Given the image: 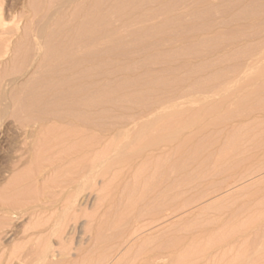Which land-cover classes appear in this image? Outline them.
Instances as JSON below:
<instances>
[{
    "label": "rangeland",
    "instance_id": "374dc122",
    "mask_svg": "<svg viewBox=\"0 0 264 264\" xmlns=\"http://www.w3.org/2000/svg\"><path fill=\"white\" fill-rule=\"evenodd\" d=\"M7 1L13 2L14 4L16 3L15 5H16V8L18 10V14L20 13L19 16L17 14L18 17H16V18H18V19L20 18L19 20H20V24L22 26L21 28L24 30H27V26H28L27 32L22 30V33L25 32L23 34H28L29 32L33 34L34 29H35V31L37 33H38V31L40 33H42V34H39V33L37 34L36 32L34 33V34H37L38 36L39 35L41 36L40 40L42 43L44 42L42 39L47 38V37H45L46 36L45 33H46L48 36V39H46V40H49L50 39L49 37H51L52 39H50V40H52V42L50 40L48 42H51L53 44L50 43L51 44L50 45V44H48L47 41L44 42L45 47L47 49L49 48L52 53L50 52L49 49L47 50L44 47V43H43L42 48H44L43 50L47 51L48 53L45 52V55H44V53L41 52L40 55H37V57H39V58H36V56H35L36 50L34 49L35 45L33 46V44H34L33 42L32 43L29 42V44H31L32 46L31 45H28V46L25 45L28 43H25L24 45H20L17 42V44H19L20 47L18 45L16 46V44H13L12 46L15 45L16 48H21L22 50H20V49L19 50L23 51V52L19 51V53H20V55L22 53L23 54L20 56V55H18L19 54L18 52L16 54V53H13L14 51L12 50L13 54H11L8 57L9 59L8 58L7 59L9 61L11 58L14 59L13 63H11V61H10L11 64L8 63L9 64V66H8L7 62H9V61H7V59L3 60L4 63H3V61L0 62V65H2V67L0 66V71L1 72L5 71L4 76H5V74L9 73L8 75H6L9 78V81H8L7 77L5 76V78H4V76H2L3 73L1 75V72H0V77L2 76L1 78L4 80L3 81L2 79H0V86H2L0 88H2L4 90V91L3 90L2 91L6 94L5 95L3 92H0V122H1L0 123V186H1L0 187V189H1L0 194L1 195L3 194V190L9 186L7 184L8 183L10 184L11 181L15 178V177L13 178V176H17L16 175L17 173L20 174V172H23V170L26 169V167H27L26 165L28 163L25 164L24 161L26 160V158H30L32 155H34V152H32V151H35L36 153H38L37 144H41V143L44 144L43 143L44 140L41 142H38L37 141V140H39L38 138L41 139V137L42 138L45 137L44 138V139H46L45 143L47 144L49 142L48 143L49 147H48V145H44V147H48L49 149L51 147H53V148H51L52 150L50 149V152L48 154L46 152V151H48V149L44 148V152H46V153L45 154L43 153V154L46 156H50V157L47 158L45 156L47 158V160L44 159V161H42L43 163H41V164H42V168H43V166L45 168V165H44L45 160L48 161L51 159V161L47 162L49 165L51 164V166L48 167V165H46V167H48L47 170L49 168L51 170L54 168L53 169L54 174L52 173L51 170H50L51 171L50 172L49 170L47 171L45 168V170H43L44 172H41V175L42 174L43 175L38 177L37 180L34 181L35 184H34V182H32L29 185V187L26 188V189H30V186H31L32 187L31 190H33L34 185L36 186V189H37V187H39V189H40V188L48 185L49 182L52 180V177L54 179H57L59 177V175H61L60 173L62 171H64L63 168H65V166H66V168H73L76 166V165L74 166V164L76 162H78V161L83 162L82 161V159H84L83 157H85L88 153L86 155L83 153L84 156H83V154L79 155V153L81 154V152H77L76 150H79L77 147H80L82 145H79L81 142L78 143V141L82 140V143H83L84 142L83 140H85L87 137L86 140L93 139V140H91V142L95 143V147L92 146L94 144L91 143L92 144L91 146L93 148L92 149L90 148V149L92 150L93 153L91 155V152H89L90 154H89V156L87 155V158L85 157L86 159L84 160V162H87L86 160L95 161L96 155L101 154L100 151H102L101 149L103 148V146H104V149H106V145H109V147H108V152H109L110 147L114 145L113 147H111V152L113 151L112 152L113 154L111 152L110 153L106 152L109 155L102 153V156L104 155V157H107V158H105V161L106 160L107 161L106 162L103 161L102 163L105 162L104 164H109L110 163L109 161H111L112 165L110 163L109 165H103L102 164V167L100 166L101 169L103 168V166H105V169L104 170L102 169L103 171H105L104 174L102 173L103 172L102 170H101L102 172H100V170L96 168L95 172L93 171V174L94 173L95 174L94 175L90 174L93 176H89V178H88L91 180L90 186L92 183L93 187H89L88 189H86L84 191V193L82 194V197H80V199L78 198L79 200H77L76 203L73 204V205H75V206H73V209H75V210L71 211V213L73 212V214L77 218L75 220L78 221V219H79V221L73 222L74 219L69 220L70 222H68V225H66V229L63 228L64 231L61 232L59 235H55V237H54V235L52 236L51 233L48 232L49 230L45 231L46 234H45V232H43L42 233L43 236L42 235L39 236V239L41 241L43 240L45 242V244L46 243L48 244L51 242L49 244V246L51 248L48 252V256H47L48 258L46 257V259H45L46 261H44V263L46 262V264H47V259H50V258L51 259L48 261L51 263H49V264H53L52 262H56V261L58 263V260H60L59 258H61L60 253H62V255L66 256V257H68V256H69V258L71 257V260H73V261L77 257L76 254H78V255L81 254L82 256H83V254H85V256H86V254L87 255L98 254L99 256H101L100 261L101 262L103 261V263H101L99 261V264L100 263L101 264H118V263H121L122 261L123 262L121 264H124V262L127 260L129 262H131V264L132 263L137 264L139 261L141 264V260H142V264H144L145 261L141 257L144 252H142L140 250L145 251V249H147L149 246L150 247L148 249L152 248V246L155 245V242H156V244L162 243V246H163L166 243H168L169 241H170L169 243H171V240L174 241L172 243H176V244L178 241L181 240L180 241V244H181V242L183 241L182 238L184 237V240H185V238L188 235L189 238L191 237L190 239L194 240L193 241L194 244L192 243V241L191 242L188 241V240H190L188 237H187L188 239L185 240L186 244L189 242L188 243L190 245L189 249L187 247L189 245L184 244V241H183V244L186 246L184 247L183 244L182 245L178 244L179 246H182V247H180V248L177 247V250L179 249L178 251L175 248L174 250L177 252L173 251L172 254L169 252L170 258L168 257L169 254L164 252L161 254L162 257L159 256L160 258L156 257V259L154 258V259H152V261H146V264H148L147 262H150L149 264H153L154 263L153 260H156V262H157V263L155 262L154 264H164L162 262H165V264H179V263L180 264H264V0H121V1L120 0H116V1L115 0H109V1L108 0H105V1L101 0V2H100V0H98L99 2H96L97 0L96 1L95 0H87L88 3L86 2V0H83L84 1L83 3L81 0H73V1L71 0V2H67L69 0H62V1L61 0H49V1L46 0L45 2H47L48 4H46L42 0L43 2L40 1V3L42 2L43 6L46 4V6H48V7L44 6L45 8L43 9V11L42 10L39 11V8L41 6H40V3L38 2L39 8H36L38 10H35V11L36 12L42 11L41 14L44 15V18L41 14H38L39 12L38 13L35 12L36 15H34V18L36 20L33 18V16L32 17L28 16L29 18L27 16H25V14L23 13V10L20 9V5H21V7H23L22 4L24 5L25 4L24 2H26L27 0L26 1L25 0H22V1L21 0H15V2H14V0H7ZM50 1L53 4L51 7L49 6V4L51 5ZM56 1L57 2L59 1L58 4H60V6L64 5V7H62V6L59 7V5L56 4L57 3ZM76 1H78V4ZM94 1H95V4L100 3L99 4L100 6L95 5ZM110 1H112V2L114 1V5H116L119 1L124 5L118 3V5H116V6H118L117 7L118 9L115 8V6H114V8H115V11H114V8H112L113 3L111 2L112 4L111 3L109 4ZM74 2H76V3H74ZM91 2L93 3V5ZM106 2H108V4H106ZM103 3H104V7H105V9H104L105 13H104V11H102L104 8ZM79 4H81V5H79ZM91 5L93 8L91 7ZM94 5L96 8L94 7ZM77 6H78V8H76ZM88 6H90L92 8V10L94 9L93 13H92L91 8H89ZM108 6H112L111 7L112 9H110V7H108ZM121 6H122V9H121ZM56 8H58V10ZM50 9L52 11H50ZM61 9H62V11H61ZM63 9L65 10V12L63 11ZM47 10H49V11H47ZM98 10H101V11L99 12ZM106 10H109V12L110 13L112 12L113 14L111 13L112 14L111 15L110 13L106 12ZM20 11H22V13ZM56 11H59V12H56ZM77 11L78 12L80 11L79 12L80 14H81V11L83 14L87 12L86 14H84L87 16V19L85 20V16L83 17L84 24H83V19H82L83 14L80 15ZM118 11H119V13H118ZM75 12H77L76 16H75ZM99 13H100V15H99ZM106 13L109 14V17H108V14H106ZM59 14H60V16H59ZM72 14H74V15H72ZM114 14L117 17H115ZM20 15H21V17L25 16L24 18H26L28 21H26V23H25L24 18L22 19L20 17ZM47 15H48V17H47ZM110 15H111V17H110ZM121 15L123 18L121 17ZM35 16H37V17H35ZM50 16H52V17H50ZM58 16H59V18H58ZM68 16H70L69 19H68ZM99 16L101 17L100 20H99V18H100ZM103 16L105 17V19ZM70 18H72V19H70ZM79 18H81L82 21ZM94 18L95 19L97 18L98 24H100L101 20L102 21L104 20L105 22L101 21L102 24H100L101 26H99ZM106 18H108V19H106ZM109 18H111V19L109 20ZM120 18H122V19L118 20ZM42 19L44 20L43 23H42ZM45 19H48V21ZM51 19H53V20H51ZM77 19H78V23L76 22ZM92 19H94V21ZM37 20H38V22H37ZM49 20H51V21H49ZM60 20H61L62 25H61V23L60 24L58 23V21L60 22ZM67 20H69V21L67 22ZM73 20H75V21H73ZM29 21H31V23H29ZM34 21H36L37 23ZM54 21H55V23H54ZM87 21H88V23H87ZM90 21L92 23H89ZM119 21H122V22L119 23ZM73 22L75 23V25ZM80 22H82V23H80ZM105 23H108V24H105ZM29 24H30V26H32L33 24H35V25H33L34 27L32 26V28H31V27H29ZM43 24H45V25L43 26ZM63 24H64V27H63ZM82 24H83V26L90 24L92 27H95L97 25L96 29L93 28L94 32L100 31L98 33L100 36H101L102 32L104 34L105 33L106 34H105V36H102L101 38L98 39L97 37H100V36L98 34H97L98 36L94 35L97 32L94 33L92 31L91 26H89V28L87 26V28H88V31H87V28H86V30L83 29L85 27H83ZM104 24H105V26H104ZM25 25H27V26L25 27ZM39 25L44 30L43 29L41 30V28H40V30H38L40 27ZM49 25H50L52 30L48 29V28H50ZM78 25H80V26H78ZM106 25H109V27H106ZM56 26L59 29L62 28L61 33H63V34L58 32L59 29H57ZM98 26L102 27V28H100L101 30L99 29ZM53 27L55 28L54 29L55 31H53ZM72 27H75V28H72ZM77 27H81V28H77ZM103 27H106V29H104ZM118 27H119V29H118ZM45 29H47V30H45ZM69 29L72 31H69ZM76 29H79V33H80V30H82L83 32L81 31V33L77 35V33H75V32L76 31L78 32V30H76ZM102 29H103V31H102ZM109 29H111V30H109ZM64 30H66V31H64ZM73 30H74V33L78 37L75 36V34L73 33ZM106 30H108V31H106ZM48 31H50V32H48ZM87 32H89V33H87ZM90 32L94 36H92V34ZM117 32H118V34H117ZM52 33H54V34H52ZM82 33H84V34L86 33L87 35L86 34L83 35ZM108 33H110L111 35ZM115 33H116V35H115ZM81 34H82V37H81ZM58 35L60 36V38ZM112 35H114V36H112ZM57 36H58V38H56ZM89 36L90 37L92 36V37L90 38ZM72 37H74V39L76 37V39H78V41L74 40ZM12 38L14 39V41L17 40V38L15 36ZM108 38L110 39V41ZM79 39H81V42ZM87 39H88V41H87ZM93 39H94V41H93ZM97 39L99 41V44H98ZM103 39L106 41V43H108V46L105 45V42L103 44H100V41H102ZM106 39H108V40H106ZM62 40H63V42H61ZM68 40H70L71 42L76 41L75 44L77 43L76 44L77 46H75L74 43H71ZM56 41H57V43H56ZM67 41L70 44H68ZM91 41H93L94 43L93 42L91 43ZM117 41H118V44L120 43L118 46H116L117 48L114 45H112V47H111V45H109L112 42H113L112 44L117 45ZM60 42L63 44H61ZM88 42H90V43H88ZM46 43L48 44V46ZM54 43L56 44V46ZM71 44H74V46L72 47ZM94 44H96V45H94ZM57 45H59L58 46V47H60L59 49H55L57 47ZM67 45H69V46H67ZM81 45H82V48H81ZM90 45L92 47H90V49H88L89 48L88 46H90ZM93 45L96 47H94ZM97 45H98V47H97ZM100 45H101V47H99ZM102 45H104V47ZM29 46L32 48H29ZM79 46L82 50L80 48H78ZM68 47H69V50H67ZM64 48L66 50H64ZM72 48L75 49L74 53L78 54V55H75L74 53L73 54L75 56L72 55L71 52L74 51V50L71 51ZM92 48H93V50H92ZM97 48L98 49L100 48V49L98 50ZM101 48H102V50H101ZM25 49H27L28 52H26ZM83 49H85V50H83ZM103 49H105L106 52H108V50H110V51L108 53L103 54ZM31 51L33 53H31ZM59 51H64V53L67 51L66 53H69V55L67 54V56L69 58L67 56H65L66 54L64 55V53H63V57H62L61 56L62 52L60 53ZM89 51H91L90 54L91 53L92 54L88 58H86V56L89 55ZM96 51L98 53H96ZM24 53H26V54H24ZM94 53L97 55L100 54L99 56H97V57H99V59H95L97 57L94 55ZM106 54H108V55H106ZM27 55H28V57H27ZM46 55H47V59L45 60ZM50 55H52V58H53V60H51V62H50V59H52V58ZM102 55L103 56L105 55V56L103 57ZM18 56H19V58L22 57L21 59L23 61L20 59V61H22V62H20L18 60L19 59V58H17ZM29 56H30V58H32V60L29 58ZM77 56H82V57H77ZM73 57L75 58L74 60L76 63L74 62ZM105 57H106V59H105ZM33 58H34V60H33ZM62 58L63 59L65 58L66 61H65V59L62 60ZM77 58H79V60H77ZM25 59H27V60H25ZM56 59L57 60L59 59L60 61H62L60 67L57 65V64H59V62L57 63ZM68 59H69V61H68ZM103 59H105V60H103ZM38 60L40 61L39 62L40 64L42 62L41 60H43V62H42L43 64L36 65V64H38L37 63ZM44 60L48 64H46L44 62ZM54 60H56V61H54ZM90 60H91V62H90ZM31 61L34 62L33 63L34 65L31 63ZM35 61H36V63H35ZM63 61H65V63H66V65H64V66H63V63H64ZM81 61L82 62L85 61L84 62L85 64L84 63L82 64ZM104 61L106 62L107 65L104 64L105 63ZM67 62L69 65L67 64ZM77 62L78 63L80 62L81 66H79V67H81V68L78 67L79 64H77ZM86 62L87 63L90 62V63L87 64ZM102 62H103V64H102ZM14 63H16L18 65H16V64L14 65ZM51 63H54L53 66H51ZM70 63H72V64H70ZM97 64L99 67L97 66ZM10 65H12V66H10ZM13 65L16 68L12 69V67H14ZM56 65H57V68L55 67ZM71 65H73V66H71ZM89 65L90 66L94 65V67L97 68L96 70H98L97 71L98 73L96 72V70L93 69L94 67H89ZM30 66H32V67H30ZM36 66H37V68H36ZM38 66H39V68H38ZM84 67H86V68H84ZM100 67H102L101 71L103 69V71H102L103 73L101 74L102 77L99 75V73H101ZM3 68H5V70ZM45 68H47V69L50 68L51 71L47 70ZM63 68H65V69H63ZM69 68H71V70ZM77 68L79 70H77ZM90 68L92 69V71ZM8 69H10L11 71ZM14 69H16V70H14ZM18 69H19V73L18 72L16 73V71H18ZM36 69H37V71H36ZM42 69H43V71H41ZM55 69H56V71H53ZM66 69L68 72H66ZM83 69H84V71H83ZM85 69H87L88 71L90 70L92 73L89 71L87 74V71ZM12 70H14L13 75H10V74H12L11 73ZM26 70H29V72L28 71L26 72ZM93 70H94V72H93ZM31 71H33V72H31ZM52 71H53V73H52ZM61 71H64L66 74L61 72ZM50 72H51V76H49ZM58 72H59V74H58ZM72 72H74L73 75H72ZM106 72H107V74H105ZM45 73L46 74L48 73L47 75L49 76V79H50V77L52 78L50 80L49 79L47 80L48 76H46L45 79L48 82H46L44 79ZM75 73L78 74L75 76L76 78L74 77ZM95 73L99 75L100 79H103V80L105 79V80L100 81L98 75H96ZM53 74L55 75V77ZM62 74H63V77L61 76ZM69 74H70V77L73 76L75 78L72 80L74 82L73 85L71 82H70L71 84L67 83L70 79L73 78V77L70 78ZM80 75H81V77H80ZM88 75H89V79L91 78L90 80L85 79L88 77ZM105 75H107V76H105ZM14 76H16V77H14ZM78 76H79V79H77ZM95 76H96V78L98 77L99 80L95 79ZM53 77L56 80H58L59 79L58 77H60L59 82L54 80ZM61 77L62 78L65 77V79H62ZM67 77H69V78H67ZM82 77H83V80L82 79L80 80V78H82ZM10 78H13V79L11 80ZM16 78L19 80H17ZM66 79H67V81H66ZM13 80H14V83L12 82ZM64 80L67 84H65L63 86V84L65 83ZM75 80H77L76 84H75V82H76ZM85 80L88 84L85 82ZM50 81H53L54 83L50 82ZM78 81H79V83H78ZM90 81L92 83H90ZM98 81L100 84H98ZM5 82H6V84H4ZM58 83H59V85H58ZM103 83H104L105 88L103 86ZM46 84L49 86H46ZM54 84H55L56 88L58 86V89H56L54 87ZM82 84H84V85H82ZM61 85H62L63 89H62ZM66 85H67V87H65ZM77 85L80 87L82 86L83 88H79L80 89L79 90ZM90 85L91 86L93 85L92 86L93 89H92V87H90ZM97 85L103 86V87L98 88ZM4 86L5 87L7 86V87L5 88ZM34 86L37 88L34 89L35 88ZM59 86H60V88H59ZM76 86H77V88H76ZM84 87H85V89H84ZM90 88H91V90H90ZM31 89H34V90L32 91ZM52 89L54 91H56V90L57 91L54 92ZM70 89H71V91H70ZM76 89H78L79 91L77 92ZM101 89H102V91H101ZM12 90L13 91L15 90L14 93ZM18 90L20 91V93ZM30 90H31V92H30ZM61 90H63V93H61L62 92ZM72 90L74 92H72ZM94 90H95V92H92ZM98 90H100V91H98ZM0 91H1V89H0ZM7 91H9V92L11 91L10 93H12V94H10L9 92H8L9 93L8 94ZM34 91H36L35 93H37V94H35ZM75 92H76V95H75ZM91 92L93 93L92 94L93 96L91 95V97L89 98L87 93H91ZM96 92H98V93L100 92L98 95L100 96V94H101L103 96V99H102L103 101L100 100L102 97L101 96L99 97L96 94ZM105 92H106V94H105ZM42 93H43V95H42ZM78 93H80V95ZM32 94H33V96H32ZM55 94H57V95L60 94V95H62V97L60 95H58V96L56 95L57 97H55ZM63 94H64L65 98H64ZM69 94L71 95V97ZM84 94H85V96H84ZM86 94H87V97H86ZM94 94H95V96L97 95L96 96L97 98L98 97L100 98V99H98V100H100V102L96 99ZM13 95L15 96V98H17L15 100L16 102L13 101L15 99ZM75 96H76V98H75ZM78 96H84L85 99H82L83 97H80L82 99L81 100V99L77 98ZM89 96H90V94H89ZM6 97L7 98L9 97L8 101L10 100L9 102H11V103H8ZM12 97H13V99H11ZM43 98H44V101H43ZM61 98L63 100H61ZM66 98L67 99L69 98V100L74 101V102H71V101L67 100ZM31 99H32V102H31ZM86 99H91V100L94 99L93 100L94 102L92 101L91 106L93 108H95V106L97 105L96 106L97 110L96 109L94 110L93 108L90 109V106L87 107L88 109L83 108V106H84L83 101H85ZM48 100L50 102H48ZM59 100H60V102H58ZM261 100H263V101H261ZM20 101H21V103H20ZM42 101L44 103H42ZM95 101H97V102H95ZM35 102H36V104H35ZM46 102L49 105H51L50 103H52V105L54 107L53 106L50 107ZM63 102L65 104L66 103H70V104H66L67 105L66 106ZM79 102H82V103H79ZM15 103H16V105H18V107L16 105H14ZM41 103L43 106L41 105ZM93 103L95 106L93 105ZM101 103H104V104H101ZM106 103H109V104H106ZM29 104H30V106H29ZM31 104H33V105H31ZM71 104H74L75 106L71 105ZM80 104H83V106H81ZM21 105H22V107L24 106L23 109L25 107H27L26 109H24L25 111H22L23 110V109H21L22 107L18 110L19 106H21ZM39 105H41V106H39ZM58 105H60V106L58 107ZM62 105H63V107H62ZM100 105H102L103 107ZM106 105H108V106H106ZM2 106H4L5 108ZM56 106H57V109H56ZM72 106L74 107L73 109H72ZM38 107H43V108L47 107V108L43 109V108H38ZM69 107H71V108H69ZM106 107H108V108H106ZM13 108H16L17 110L16 109L13 110ZM37 108L40 109L39 111H41V112H39V114H41L44 111L40 116L37 114L38 113ZM68 108H69V111L67 110ZM75 108H77V109H75ZM251 108H253V109H251ZM1 109H3L2 112H1ZM34 109L36 110V113L34 112L35 111ZM53 109H55V111ZM74 109L76 110V112ZM102 109L103 110L109 109V110H105L103 112ZM9 110L12 112H14L16 110V113L14 112L15 113L14 117H11V116H13V113L10 112ZM73 110H74V112H73ZM81 110H82V112H81ZM86 110H89V111H86ZM8 111H9V113H8ZM27 111L30 112V114ZM59 111L63 112L65 115H63V113L61 115L58 114V113H61ZM106 111H108V113H106ZM53 112H54V114H53ZM77 112H78V114H79V112H81L85 119L88 118L87 119L88 122L83 117H79ZM89 112L95 113V120H94V118L93 119L91 118L94 114L93 113L91 114ZM66 113H68V114H66ZM74 113L77 114L76 117L74 116L75 115ZM81 113H80V115H81ZM100 113L102 114V116ZM16 114L18 116H16ZM31 114H33L34 116H32ZM49 114H51V117L53 115L54 119H53V117L51 118ZM72 114H73V116H72ZM96 114H97V116H96ZM117 114H118V116H117ZM19 115H20V117H19ZM24 115H26V116H24ZM29 115H30V117H29L30 119L28 118ZM46 115H47V119H46ZM58 115H59V117H58ZM66 115H69V117H72L73 119L74 118H76V119L82 118V120L81 119L80 120L78 119L79 121L76 120L77 124H75L76 122L74 121L75 122L74 123L72 121L73 119L72 118L70 119ZM98 115H100V116H98ZM104 115L106 116V118H108V116H109V118L105 119ZM15 116L18 118V120L23 119L22 122H20L21 120L19 121L20 125H17L19 122L17 121V118ZM35 116L37 117L36 118L37 121L36 120L32 121L31 118H33ZM38 116L39 117L43 116L42 122H44V124L41 122V120H40L41 118L39 119L40 120V122H39ZM65 116L68 119H66ZM122 116L126 117L125 120L122 118ZM5 117H6V120H5ZM96 117H99V118L96 119ZM115 117H117L119 119H117ZM49 118L53 119V120L51 121V120H49ZM89 118H90V120H89ZM112 118H113L112 121L116 120L115 123L112 121H109ZM120 118H122V119H120ZM7 119H9V120H7ZM98 119L99 120L101 119V120L99 121ZM61 120H62V122H61ZM118 120H119V122H118ZM161 120H163L164 129H163V125L161 124L162 123ZM26 121L29 123H25ZM70 121H72V124L74 126L71 124ZM80 121L83 122V124L85 126H87V124L89 123L88 125L90 128L88 127V130H87V127L85 128L83 126V124L80 123ZM102 121H104V122L106 121L105 122L106 124ZM31 122H32V124H34V126L32 124L29 126V124ZM35 122H37V124ZM94 122H95V124H94ZM108 122H110L111 124H109ZM64 123L68 124V126L70 128L74 127L73 132H72V129L67 127V125H64ZM92 123H93V126H92ZM24 124H25V126H24ZM52 124H53V126H52ZM60 124H61V126L62 125L63 126L61 127ZM108 124H109L108 127H110V128L106 127V125H108ZM117 124L119 126H121L122 128L119 127ZM121 124H124V125H121ZM14 125L17 127L19 126L20 130H22L21 128H23L22 131L26 134L27 138L25 137L24 133L21 135V137L23 136L22 139H21V137H19L21 143L23 144L22 146H24V148L26 149V151H25L26 156L23 155V153L19 154L18 156H15V158L12 156L13 149H14L13 147L15 144H14V142H11L12 140H11V137H9V136H11V131L12 130L14 131V129L16 128ZM21 125H22V127H21ZM49 125L56 132L59 131L58 128L61 127L62 131L59 132L60 135L58 132L56 134L55 131L50 129ZM54 125L57 126L56 129H55ZM12 126L14 129L12 128ZM64 126L67 128V130ZM96 126L98 128H95ZM99 126H101V127H99ZM126 126H127V128H125ZM137 126L139 129L138 128L136 129ZM145 126H146V128H145ZM155 126L157 128L160 127L161 131L163 130V132H161L160 129H156ZM165 126H167V127H165ZM41 127L46 128L44 134H43L44 128L41 131ZM63 127L66 131L63 129ZM111 127H114V129H112ZM30 128H31V130H30ZM35 128H37V129H35ZM81 128H82V130H81ZM117 128H118V131H117ZM154 128H155V130H154ZM165 128H168L167 133L168 132L170 133V134L168 133L169 135L167 134L168 136H165V139H166V137L167 138L172 137L171 140H170V138L168 139L170 142H168L167 139H166V141L163 140V142L160 141V139H163L164 135L160 134L159 132L164 134L165 130H166ZM127 129H129V130L127 131ZM150 129L152 132H154V134L149 131ZM36 130H37V132H36ZM77 130H79V132H77ZM84 130L89 131V132L85 133ZM103 130H104V132H103ZM125 130L127 131V133L133 131V132L128 134V136L129 135L131 136L130 139L127 136V133ZM156 130H158V131H156ZM34 131H35V134H34ZM67 131L69 133L71 132L73 135H68L69 133ZM100 131L102 132V134ZM105 131H106V136L104 135ZM136 131H138V132H136ZM148 131H149L148 136H151V134H152L151 139L153 137V140L156 138H159V137H155L156 135H158V136L161 135L163 137H160V139H158L159 143H157L156 146L154 145L155 149L153 148V146H151V147L146 146V148L145 147L143 148L141 146L140 150L144 151L143 152L144 154H143V153H140L141 151L139 152V150L137 148L140 145H143L142 143L140 144L139 142H142V140H144V142H145V138H146V141L151 140V139H147L148 136H146V133ZM54 132H55V135H54ZM40 133H42L41 136H40ZM50 133H52V134H50ZM132 133H135V134H132ZM157 133H159V134H157ZM36 134H38L39 137ZM45 134H46V136H45ZM62 134H66V135L63 136ZM74 134H75V137H73ZM79 134H81L80 135L81 138H80ZM91 134L93 135V137L95 135V138H93V137L91 138ZM108 134H109V136H108ZM125 134H126V136H125ZM56 135H59V137L62 136L63 138L62 137H60V138L56 137ZM76 135H78V136L76 137ZM82 135H83V138H82ZM110 135L112 138L110 137ZM65 136H67V138H65ZM100 136H101V140H100ZM121 136L126 137V138L125 137L121 138L125 143L120 142V141H122L120 139ZM143 136H146V137L142 138ZM88 137H89V139H88ZM102 137L104 139H102ZM69 138L71 139V141L73 140L74 142L68 141L67 139H69ZM118 138L120 139L119 141H118ZM48 139H49V141L47 142ZM65 139L67 140V142H66L67 144L64 143L66 141ZM98 139H99V147L96 145V144H98V143H96V142H98V141H96ZM126 139L129 141H127ZM106 140H108V141H106ZM112 140H115V141H112ZM137 140H139V142H137ZM30 141H31V143H30ZM35 141H36V145L34 144L35 146H33V143H35ZM58 142H59V144L61 143L62 145L60 144V146H59ZM111 142H112V144H111ZM68 143L69 144L70 143L71 144L72 143L73 144L78 143V145L74 144L75 145L74 148H76V150H75L76 154L78 153L77 155L80 158L78 159V156L76 154L73 155L74 156L73 158L77 157L78 161L77 160L75 161V159H72V160H66V159L63 160L62 159L64 157V154L65 155L67 154L66 151H68L69 149L71 150V148H72V147H69ZM102 143L105 145H103ZM106 143H108V144H106ZM160 143H161V145H158ZM53 144L56 145L55 148H54ZM71 144H70V146H71ZM110 144H111V146H110ZM122 144H124V146ZM135 144L138 145V147ZM31 145L33 148L31 147ZM65 145H66L68 150L66 149V151H63V149H65ZM131 145H133V146H131ZM134 145L136 146V150H134L135 149ZM157 145H158V147H157ZM9 146H11L12 152L9 151L10 150ZM20 146H21V144H20ZM116 146H117L116 149H118L117 151L115 150ZM100 147H101V149H100ZM196 147L199 148V151ZM61 148H62V152H65V153L62 154V152H60ZM81 148L83 149V147H81ZM81 148L79 151L82 150ZM147 148H148V151L151 148H153V149H151L148 153ZM156 148H159V149H156ZM164 148H166V149L168 148L167 149L168 151ZM29 149H31V150H29ZM32 149H36V150H32ZM45 149H46V151H45ZM195 149H197V152ZM96 151H98V152H96ZM105 151L106 150H104L103 152H105ZM114 151H116V152H114ZM128 151H130V152H128ZM25 152H24V154H25ZM41 152H43V149ZM70 152H74V150L70 151ZM133 153L134 154L136 153L135 154L136 156H134ZM165 153L167 154V156ZM7 154L8 155L10 154V155L8 156ZM51 154H53V155L51 156ZM57 154L60 158L58 156L55 157V155H57ZM60 154H62V155L60 156ZM132 154H133V157L131 156ZM44 155H43V157H44ZM106 155H108V156H106ZM110 155H112V156H110ZM126 155H128V157ZM137 155H138V157H137ZM6 156H8V157H6ZM24 156H25V160H24ZM71 156H72V154H71ZM81 156H83V157H81ZM102 156L100 158H102ZM161 156L163 157V159L161 158ZM123 157H125L128 160H125V158H124V160H125L124 161ZM164 157L166 159H169V161L166 160ZM114 158H116V159H114ZM117 158H121V159H117ZM132 158H134V159H132ZM53 159H55L54 161H56V162H54ZM129 159L132 161H129ZM160 159H161V161H160ZM11 160H13V161H11ZM113 160L114 161L116 160V161L114 162ZM117 160L121 161V162H119V164H118V163H116ZM122 160L125 163L127 161H128V163L129 162L130 163L126 164V166H125V163ZM71 161H74V163ZM98 161L100 162L101 159H99ZM147 161L149 163L151 162V164H149ZM153 161H155L154 164H153ZM17 162H18V164L19 163L20 164L18 165ZM66 162H68V163L71 162V164L73 163L72 164L73 167L70 166L71 164L68 165V163H66ZM146 162H147V164H149V166L146 164ZM163 162L165 164L167 162V165H165V164L163 165ZM55 163H57V164L59 163V164L57 165ZM78 163H76V164H78ZM89 163L87 162L86 165H89ZM91 163L96 164V161L91 162ZM113 163L114 164L116 163V164L114 165ZM121 163L123 166L121 165ZM156 163L157 164L161 163V164L157 166ZM81 164L83 165L82 166L83 168L80 166ZM81 164L77 165V166L78 167L80 166L79 169L80 168L84 169L85 164H83V163H81ZM13 165L16 167H13ZM20 165H22V166H20ZM55 165H57V166H55ZM86 165H85V167H86ZM100 165H101V162H100ZM110 165L111 166L114 165V167L110 168ZM60 166H63V167H61V170H60ZM67 166H69V167H67ZM116 166L119 168H116ZM160 166L164 170L165 169L167 170V168H168V171L165 172L166 170L164 171ZM14 168H16V169H14ZM66 168L64 171V172H66V174L63 172V174L61 175V177L63 179H65L67 177L66 176L67 174H68V177L66 179L71 178L69 176L72 175L71 171L74 170V169H72V170L67 169L66 170ZM56 169H58V171L60 170L61 172L59 171L60 172L59 174L55 173V172H58V171H56ZM76 169H78V168H76ZM76 169H75L76 172L81 171V170H76ZM110 169L112 171H109ZM117 169L118 170L120 169V170L118 171ZM152 169H154V171ZM157 169H159L158 170L159 173H161V171L163 170L162 173L164 172L165 174H162V173H161L162 175L158 174ZM69 170H71V171H69ZM155 170L157 172H155ZM67 171H69L70 173H68ZM75 171L72 173H75ZM6 172H7V174H6ZM106 172H109L108 175H106ZM113 172L115 174H112ZM118 172H120L121 176H119ZM168 172H169V174H168ZM100 173H101V176H100L101 178L99 177ZM153 173H154V175H153ZM166 174H168V175H166ZM47 175H48V178L51 177L50 180L47 179ZM54 175H55V177L58 175L57 178H55ZM2 176H3V178H2ZM4 176H5V179H4ZM73 176L74 175H72V177ZM106 176H108V177H106ZM116 176H117V178H116ZM153 176H155L156 178L154 177L155 179H153ZM162 176L163 177L166 176L165 177L166 179H164ZM61 177H59L58 179H62ZM95 177H96V182L94 180ZM111 177H113V178H111ZM91 178H93V179H91ZM108 178H110L111 180ZM118 178H120V179H118ZM117 179L120 182L117 181ZM133 179L135 182L136 181H138V182L135 183L133 181ZM137 179H139V180H137ZM114 180H115V183H114ZM128 180H130L131 182L133 181L134 185ZM150 180L152 181L153 185L151 184ZM162 180H166V181L164 182ZM167 180H170V181H167ZM39 181H41V183ZM101 181H103V182H101ZM108 181L111 183L108 184ZM126 181H128V182H126ZM145 181H147V182H145ZM154 181L156 183H154ZM157 181H158V183H157ZM5 182L6 183L8 182V183L6 184ZM42 182H44L45 185ZM116 182L118 185L116 184ZM124 182H125V185H124ZM162 182L167 183V185L162 183ZM102 183H104V184H102ZM119 183H123V184L120 185ZM149 183L152 187L150 189L148 188ZM170 183H172V185ZM32 184H34V185H32ZM41 184H43L44 186ZM112 184L117 189L119 187V189L113 190ZM2 185H4V186L2 187ZM38 185H40L41 187ZM142 185L145 187L144 188L145 193L143 191ZM99 186H100V188H99ZM109 186L112 187L111 188L112 190H110ZM139 186H140V188H139ZM146 186H147V189L149 191L151 190V192L147 191ZM154 186H155V188H154ZM164 186L166 188H164ZM167 186L168 187L170 186V190H167V188H168ZM132 187H134L135 189ZM136 187L138 190L136 189ZM156 187L159 188L160 190L157 189ZM101 188L102 189L104 188V189L102 190ZM106 188H108V189H106ZM93 189H95V191ZM121 189H122V191L120 192ZM128 189H130V191ZM140 189H141L142 194L139 192ZM163 189H164V191L167 190V192L171 191L172 189L173 190L171 191V193H169L170 194L169 195L166 191L163 192ZM98 190H100V191L102 190V191L101 192L99 191V194L97 192V195H98V197H97L96 191H98ZM104 190H105V192H106V190H108V193H104ZM124 190H125V192H123ZM135 190H137L138 193H137V191L135 192ZM152 190H154V191H152ZM45 191H46V193L47 192L49 193L50 189H45ZM87 191L88 192L93 191V192L88 194ZM127 191L130 193V196L132 195L131 197H126L129 195V193ZM102 192H103V194H102ZM126 192L128 193L127 195H125ZM109 193H113L114 195L113 194L112 195L116 196V197L114 198L112 196V198H108L111 196V195H109ZM119 193H120V195H119ZM149 193H151V195ZM162 193H167V194L162 195ZM145 194H146V196H144ZM152 194L153 195L157 194V195L152 196ZM102 195H104V197ZM106 195H109V196H106ZM133 195H135V196H133ZM159 195L162 197H160ZM49 196H51V191H50V194H47V196L43 195V197H49ZM84 196H88V197L90 196V197L85 198ZM122 196L125 198L123 199ZM147 196L151 197L150 200L153 201L152 204H150L151 201L149 200V197H147ZM166 196H168V197H166ZM105 197L108 199H106ZM156 197H157V201L159 203L156 201L157 203L153 204L154 201L156 200ZM130 198L133 202L132 205H131L132 202H131ZM134 198L138 201H141V202L143 200L144 201L142 202V204H141V202H137V201L134 202L135 201ZM141 198H142V200H140ZM158 198L162 199V203H160L161 200L160 199L158 200ZM109 199L110 200L112 199L113 201L111 200L109 202L108 201ZM133 199H134V201H133ZM169 199H170V202H168ZM80 200H82V201H80ZM99 200H100V202H99ZM115 200L118 202H115ZM119 200L120 201L122 200L121 201L122 204L120 203ZM163 200L168 205L163 203ZM28 201H30L29 203H33V202H31V200H28ZM94 201H95V203H93ZM84 202H86L87 204ZM113 202L115 205L112 204ZM127 202H130L129 203L130 205ZM62 203L64 204L66 202L64 201ZM62 203H60L61 206H63ZM99 203L101 204L102 207L104 206L103 207L104 209L100 206ZM106 203H108V205H106ZM109 203L111 206H109ZM118 203H119V205H118ZM134 203H136V205H134ZM95 204H97V205L94 207ZM140 204L142 205V208L139 207ZM158 204L160 205L161 209L163 208V210H164V211L162 210L163 212L160 211ZM77 205H79V207H77ZM112 205H113V207H112ZM153 205H155V208L153 207ZM161 205H167L168 207L167 206L163 207ZM97 206H98V209H97ZM130 206L131 207L134 206V207L131 209ZM57 207H55V209H57ZM156 207H158V208H156ZM59 208L57 209V211L52 210L48 213L43 214L42 220H40V221H36L35 219L31 220L30 218H27V217H26V221L23 220L24 222L23 221L20 222V220H17L18 222L15 220L16 222H14V219L13 220H10V219L5 220L4 219V221H2L3 218H0L1 219L0 223L6 222V224H8L7 226L12 228L10 233H12V231L14 229V231H13L14 233H12V234H15V232H16L17 237L22 236L21 234H22V231L24 230V228L26 229V228H29L30 225H33L30 223H34L35 225L37 223H38L37 225L40 224V226H38V228H41L43 226H44V228L48 227L49 223L51 222V218H50L51 214L54 212H55V214H59L60 210L63 209V207H59ZM92 208L95 210H93ZM108 208H109V212H108ZM139 208L142 209L141 212H140ZM165 208L166 209L168 208L167 210H169L170 212L167 211ZM102 209L105 210L104 212L106 214L103 212ZM110 209H112V211ZM116 209H117V211H116ZM90 210H91V212H89ZM121 210H123V212H121ZM125 210L127 211L126 215L124 213ZM130 210L132 211V213ZM152 210L154 211V215H152V213H153ZM86 211H88V212H86ZM95 211H96V213H95ZM147 211H148V213H147ZM110 212H113V213L115 212V213L113 214ZM144 212L147 215H143V217L141 218L140 217L142 215L141 213L144 214ZM149 212L150 213L152 212L151 216H153L154 220L150 216ZM156 212H158V215L160 214L159 218H158V215H156L157 214ZM166 212H167V214H166ZM75 213H77V215ZM91 213L92 214L95 213L96 215H94V216H96V218ZM162 213L164 216L162 215ZM84 214H86V215H84ZM120 214H122L124 216L125 220H124V218H122V215H120ZM130 214H132V215L135 214V216L134 215L131 216ZM136 214H137V217L139 216L142 219V221H141V219L138 217L139 219H137V220L138 221L140 220L139 222H137L138 225H140L141 223L144 225V223H146V221H145L146 218H147L146 219L147 222L149 221L150 218H152V219H150V222H152V220H153L152 225L149 222L146 223V225H144L145 226L144 230L146 231V233L142 228L143 227L142 224H141L142 225L141 231H143V232L139 233L138 231H140V230L136 229L137 227H139V226H137V223H136L137 220L135 221V219H134V217L136 218ZM49 215H50V217H49ZM52 215H54V214H52ZM89 215H90V217H89ZM161 215H162V217H160ZM86 216L89 218V220H87L88 218ZM0 217H1V212H0ZM47 217H49V218H47ZM100 217L102 219L103 218L108 219V220H106V223H108V224L102 225V222H105V220L102 221V219H100ZM144 217H145V219H143ZM80 218H81V220H80ZM84 218L86 219V223L84 221L85 220ZM115 218H117V219H115ZM127 218H129V219H127ZM114 219L116 220V222H117V220H119L118 221L119 223L117 222L116 224H114L115 223ZM131 219L133 221H131ZM121 220H123L124 222L126 221L127 224L126 223H125L126 225L122 224L123 221H121ZM31 221H34V222H31ZM87 221H90L92 224L90 228H88L90 226V224H89L90 222H87ZM81 222L83 223V225L80 224ZM97 222L101 223V224H99L100 226L98 225ZM10 223H11V225H10ZM25 223H26V226L24 225ZM112 223L116 226V228L118 226L117 230L114 227V225L112 226ZM133 223H136V225ZM88 224H89V226L87 228H85V226H87ZM95 224H96V226L98 225L96 227V228H98L97 230L94 228ZM109 224H111V226ZM147 224H149V225H147ZM167 224H168V226H167ZM35 225H33L31 227H34ZM101 225L103 226V228ZM104 225H106V226L104 227ZM120 225L122 228L127 227L126 230L124 228L122 229L120 227ZM123 225H125V226H123ZM133 225L137 226V227L135 228V227H133ZM162 225L164 226V228L167 227L166 228L167 230L162 228ZM109 226L111 228L108 229V231H106V228H108ZM128 226H129V229H128ZM9 227L6 228V226H5L6 229L10 230L11 228H9ZM35 227H37V226H35ZM0 228L2 231L5 229L2 227H0ZM84 228H85V230H84V232H82V229H84ZM134 228L137 231H135ZM185 228L187 229V231ZM192 228L195 230H193ZM198 228H200V229H198ZM80 229H81V231H80ZM99 229L102 230L103 234L101 231H99ZM131 229H132V232L135 231L134 234L131 233ZM188 229H190L191 232L194 231L196 233H194V232L191 233ZM1 230H0V242H1L0 243V249H1V247H3V245H4V249H5V250L4 249L0 250V262L2 264H4V263L5 264L6 263L7 264H17V263L23 264L24 262H26L27 259H25V261L23 258L21 259L22 254H19V253L16 254L17 249H16V247H14L13 244H15V246H20V245L25 244L26 246L25 245L21 246L22 252H23V250H25V251L27 250L26 252L28 253V255H31L29 253H32L34 257H35L34 247L36 248L37 246L39 247V246L45 245L44 242H43V244L40 243L41 241L38 239V236L35 238L33 236V239H32V236L30 238L28 237L27 239H29V241H26V238L23 239L22 237L16 238L15 235H14V237H13V235H10V236L8 235L7 238H9V239H7L4 236V234H2L3 232ZM70 230L72 231V233ZM93 230H94L95 234L93 233ZM112 230L114 232L117 231L116 234ZM119 230H120V232H118ZM163 230L165 233L163 232ZM87 231L89 232V235L83 236L84 233L88 234ZM90 231H91V233H90ZM127 231H128V234H127ZM152 231L153 232L155 231V232L153 233ZM169 232H170V234H172V236L169 234ZM47 233H48V236H47ZM73 233L75 235H73ZM97 233L99 235L101 233L103 238L105 236L108 238L105 237L104 238L105 241H104L102 236H99ZM119 233H120V235H122V237L118 235ZM179 233L181 234V236L179 235ZM190 233H191V235H190ZM1 234H2V236H1ZM91 234H93V235H91ZM106 234H108V235H106ZM110 234H111V237H109ZM161 234L163 236H161ZM176 234H178V236L180 238L179 240H178V236ZM182 234H183V236H182ZM184 234H185V236H184ZM128 235H129V237H128ZM152 235H153V237H152ZM194 235H196V236H194ZM51 236L55 239V241H53V238ZM56 236L59 237L58 240H57ZM66 236H68V237H66ZM79 236L82 240L86 239L85 240L86 242L84 240L83 241L80 240ZM93 236L95 239H97V241L100 245L98 243H96L97 241H95V239L93 240ZM132 236H133V238H132ZM158 236L161 238H159ZM47 237H48V239H47ZM61 237H63V238L61 239ZM69 237H71V238H69ZM141 237H143L144 239ZM149 237H151V239H149ZM169 237H170V239H169ZM15 238L17 239L16 241H18V242L15 241ZM36 238H37V240H36ZM117 238L120 240V242ZM126 238H127L128 242H126ZM129 238H131L132 240ZM164 238H166L165 239L166 241H167V239L169 241L166 242L164 240ZM98 239L100 240V242ZM145 239L148 242L151 241V243H148V245H146L147 242L146 241H145V243L143 242ZM2 240H4V241H2ZM32 240L36 241V243L39 245H37L35 243L36 244V246H35V244L33 243L34 241H32ZM45 240H47V242ZM62 240L67 241V242L66 241L64 242V244L66 243L65 245L63 244ZM78 240L82 243H85V246L83 244H81L80 242H78ZM101 240L104 242L109 241V243L111 241V243H110L111 245L108 242H106V244H108V246H106V244L104 242H102ZM37 241H39V243ZM57 241H59V242H57ZM131 241H132V243H131ZM157 241H159V242H157ZM138 242H139V244H138ZM11 243H12V245H11ZM57 243H60V244L62 243L64 246L62 244H61V246H60V244L57 245ZM93 243H94V245H93ZM52 244H54V245H52ZM88 244H90L91 250H89L90 248H89ZM96 244H98L101 248L99 247V249H97L98 245L96 247L95 246ZM137 244H138V246H137ZM143 244H145V245L143 246ZM152 244H154V245H152ZM9 245H10V247L13 246L15 249L13 247L10 248ZM67 245H69V246H67ZM70 245L72 248H70ZM75 245H76V247H79V248H75ZM130 245H131V247H130ZM205 245H207L208 247H206ZM5 246H7V247H5ZM65 246H67L68 248L66 249ZM93 246H95V248L92 250ZM109 246H111V247L109 248ZM141 246H143V247L147 246V248L142 249ZM199 246L203 247V248H201L202 250L205 249L203 251L204 253H205V251L208 250L206 252V254L204 255V253L202 252V254H197V256H198L197 257V256H194L196 254L192 252L194 257L189 258V256L192 255V254H189V252H191V249L194 247L195 248V249L193 248L194 252L195 251L198 252V250L200 249ZM81 247H83L84 250L85 249L86 250L83 251V248H81ZM128 247H130V248H128ZM138 247H141V249L139 250ZM159 247H161V246H159V245H158V247H157V245H156V247L154 246V248H159ZM186 247H187V249H186ZM197 247H199L198 250H196ZM7 248H8V250H6ZM18 248L20 250V247H18ZM57 248H58V251H57ZM181 248H183V249H181ZM206 248H207V250H206ZM11 249L15 252L12 253ZM59 249H60V251L62 249V252L58 253ZM96 249L98 252L96 251ZM2 250H4V251H2ZM73 250H74V252H73ZM202 250H200V251H202ZM6 251L9 252L10 254L6 253ZM50 251L52 252V254ZM55 251H57V252H55ZM75 251L77 253H75ZM86 251H87V253H86ZM93 251H95V252H93ZM108 251H111V252H108ZM137 251H139V252L137 253ZM66 252L67 253L69 252V253L67 254ZM82 252H84V253H82ZM90 252H93V253H90ZM5 253H6V256H4ZM65 253H66V255H65ZM174 253H176V254H174ZM7 254L10 256V257L8 256L10 259L7 258ZM14 254H16L17 258L19 259L18 261H17V258H15L16 256L13 258ZM50 254H51V256L49 258ZM124 254H126L128 257L126 255L124 257ZM133 254L136 257L141 255V256H139L141 259L140 258L137 259L136 257H133ZM165 255H167V256H165ZM33 256L31 255V258H29L32 263H30V261L28 259L29 262H26V264H29V263L30 264H36V262H34V260L32 259ZM80 256L77 257V260H78V261L76 260L77 262H79V259L81 258ZM121 256H123L124 258ZM28 257H30V256H28ZM164 257L167 259H165L163 261ZM3 260H4V262H3ZM20 260L22 261V263ZM118 260H121V261L119 262ZM134 261H136V262L134 263ZM151 262H153V263H151ZM127 263H125V264H127Z\"/></svg>",
    "mask_w": 264,
    "mask_h": 264
},
{
    "label": "bare ground",
    "instance_id": "6f19581e",
    "mask_svg": "<svg viewBox=\"0 0 264 264\" xmlns=\"http://www.w3.org/2000/svg\"><path fill=\"white\" fill-rule=\"evenodd\" d=\"M21 1H22V0H21ZM25 1H26V0H25ZM40 1H42V0H39V1H38V0H27L26 2H24V3H25L24 5L22 4L23 7H21V5H20V9L23 10V13L25 14V16H27V17H28V16H29V17H30V16H31V17L33 16V18H34V15H36V14H35V12H36L35 10H38V9H36V8H39V6H38V2L40 3ZM43 1L45 2L46 0H43ZM43 1H42V2H43ZM48 1H49V0H48ZM61 1H62V0H61ZM72 1H73V0H72ZM81 1H82V3L84 2L83 0H81ZM95 1H96V0H95ZM95 1H94V4H95ZM104 1H105V0H104ZM108 1H109V0H108ZM115 1H116V0H115ZM120 1H121V0H120ZM120 1H119L118 3L122 4ZM14 2H15V0H14ZM17 2H18V1H17ZM42 2L40 3V6H41L40 8H41V9L39 8V11H40V10L43 11V9L45 8L44 6H46V4H48L47 2H45L46 4L43 6V5H42V4H43ZM56 2H57V1H56ZM67 2H71V0H69V1H67ZM76 2H77V4H78V1H76ZM76 2H74V3H76ZM86 2H87V0H86ZM96 2H99V1L97 0ZM100 2H101V0H100ZM102 2H103V1H102ZM111 2H112V1H110L109 4H110ZM123 2H124V1H123ZM21 3H22V2H21ZM26 3H27V4H26ZM50 3H51V5L49 4V6L51 7L53 4H52L51 1H50ZM58 3H59V1H58L56 4H58ZM79 3H80V2H79ZM87 3H88V2H87ZM91 3H92V2H91ZM112 3H113V7H112V6H108V7H110V9L114 8V6H115V8L118 7V6H116V5H118L117 2H116L117 4L115 3L116 5H114V1H113ZM112 3H111V4H112ZM15 4H16V3H15ZM15 4H14L13 2H8L7 0H0V62L3 61L4 59H7L11 54H13V53H16V54H17V52L19 53V51L22 50L21 48H16L15 45L12 46L13 44H16V46H17V45L19 46V44H20V45H24L25 43H28V44H25V45L28 46V45H31V44H29V42H30V43H32V42L34 43L33 46L35 45V48H34V47H33V48L36 50V52H35L36 55H35V56H36V58H39V57H37V55H40L41 52H43L44 55H45V52H47V51H44V50H43L44 48H42V47H43V43L46 42V41L48 42L50 39H52L51 37H49L50 39H49V40H46V39H48V36H47V34L45 33V35H46L45 37H47V38H46V39L43 38L42 40H43L44 42H43V43L41 42V40H40V39H41V36H40V35H39V36L37 35L38 33H39V34H42V33H40V32L38 31V30H40V28H41L40 25H39V26H40L39 29H38V30L36 29V30L38 31V33H37V32L35 31V29H34V33L36 32L37 34H34V33L32 34V33H30L29 31H28V32H29L28 34H23V33L27 32V30H28V26H27V25H28V24L25 25V27L27 26V30H24V29L21 28L22 26H21V24H20V20H19L20 18H19V19L16 18V17L19 16L20 13L18 14V10H17ZM17 4H18V3H17ZM99 4H100V3H99ZM99 4L97 3V4H95V5H99ZM106 4H108V2H106ZM106 4H105V5H106ZM58 5H59V7L62 6V5L60 6V4H58ZM79 5H81V4H79ZM89 5H90V4H89ZM92 5H93V3H92ZM92 5H91V7H92ZM95 5H94V7H95ZM122 5H124V4H122ZM37 6H38V7H37ZM83 6H84V5H83ZM99 6H100V5H99ZM99 6H98V7H99ZM119 6H120V5H119ZM46 7H48V6H46ZM56 7H57V6H56ZM62 7H64V5H63ZM88 7L91 8L90 6H88ZM103 7H104V3H103ZM111 7H112V8H111ZM76 8H78V6H77ZM83 8H84V7H83ZM92 8H93V7H92ZM92 8H91V10H92ZM95 8H96V7H95ZM115 8H114V11H115ZM20 9H19V10H20ZM46 9H47V8H46ZM56 9L58 10V8H56ZM65 9H66V8H65ZM80 9H81V8H80ZM104 9H105V7L103 8V10H102V9H101V10L104 11V13H105V10H104ZM110 9H109V10H110ZM117 9H118V8H117ZM121 9H122V6H121ZM73 10H74V9H73ZM76 10H77V9H76ZM83 10H84V9H83ZM85 10H86V9H85ZM101 10H98V11L100 12ZM109 10H106V12L110 13ZM119 10H120V9H119ZM39 11H38V12H39ZM42 11L39 12V13H38V12H36V13L41 14ZM47 11H49V10H47ZM47 11H46V12H47ZM50 11H52V10L50 9ZM61 11H62V9H61ZM63 11L65 12L64 9H63ZM74 11H75V10H74ZM93 11H94V9L92 10V13H93ZM120 11H121V10H120ZM20 12L22 13V11H20ZM53 12H54V11H53ZM56 12H59V11H56ZM77 12H78V11H77ZM77 12H75V16L77 15V14H76ZM79 12H80V11H79ZM79 12H78V13H79ZM85 12H86V11H85ZM43 13H44V12H43ZM47 13H48V12H47ZM51 13H52V12H51ZM67 13H68V12H67ZM86 13H87V12H86ZM86 13H84V14H86ZM101 13H102V12H101ZM108 13H106V14H108ZM111 13H112V12H111ZM111 13H110V14H111ZM115 13H116V12H115ZM118 13H119V11H118ZM17 14H18V16H17ZM24 14H23V15H24ZM44 14H45V13H44ZM64 14H65V13H64ZM79 14H80V13H79ZM81 14H83L82 11H81ZM81 14H80V15H81ZM84 14H83V16H82V19H83V17L85 16V20H86V19H87V16L84 15ZM94 14H95V13H94ZM112 14H113V13H112ZM112 14H111V15H112ZM41 15H42V14H41ZM41 15H40V16H41ZM50 15H51V14H50ZM62 15H63V14H62ZM62 15H61V16H62ZM72 15H74V14H72ZM92 15H93V14H92ZM99 15H100V13H99ZM103 15H104V14H103ZM111 15H110V17H111ZM114 15H115V14H114ZM122 15H123V14H122ZM122 15H121V17H122ZM25 16H22V17H21V15H20V17H21L22 19H23ZM40 16H39V17H40ZM42 16H43V18H44V15H42ZM59 16H60V14H59ZM59 16H58V18H59ZM75 16H74V17H75ZM29 17H28V18H29ZM35 17H37V16H35ZM45 17H46V16H45ZM47 17H48V15H47ZM50 17H52V16H50ZM50 17H49V18H50ZM69 17H70V16H68V19H69ZM94 17H95V16H94ZM99 17H100V16H99ZM103 17H104V16H103ZM108 17H109V14H108ZM115 17H117V16L115 15ZM92 18H93V17H92ZM122 18H123V17H122ZM122 18H120V19H118V20H121ZM16 19H17L18 21H17ZM22 19H21V20H22ZM25 19H26V18H24V21H25V23H26V21H28V20H27V19L25 20ZM30 19H31V18H30ZM34 19H35V18H34ZM37 19H38V18H37ZM40 19H41V18H40ZM61 19H62V18H61ZM66 19H67V18H66ZM70 19H72V18H70ZM79 19H81V18H79ZM82 19H81V21H82ZM94 19H95V18H94ZM94 19H92V20L94 21ZM100 19H101V17L99 18V20H100ZM104 19H105V17H104ZM106 19H108V18H106ZM110 19H111V18H109V20H110ZM116 19H117V18H116ZM35 20H36V19H35ZM45 20L48 21V19H45ZM51 20H53V19H51ZM51 20H49V21H51ZM75 20H76V19H75ZM75 20H73V21H75ZM95 20H96V22H97V18H96ZM43 21H44V20L42 19V23H43ZM47 21H46V22H47ZM68 21H69V20H67V22H68ZM71 21H72V20H71ZM71 21H70V22H71ZM101 21H102V20H101ZM101 21H100V24H102ZM34 22H36V21H34ZM37 22H38V20H37ZM37 22H36V23H37ZM40 22H41V21H40ZM62 22H63V21H62ZM76 22L78 23V19H77ZM102 22H105V21L103 20ZM120 22H122V21H119V23H120ZM29 23H31V21H29ZM44 23H45V22H44ZM54 23H55V21H54ZM54 23H53V24H54ZM58 23L60 24V23H61V20H60V22L58 21ZM73 23H74V22H73ZM77 23H76V24H77ZM80 23H82V22H80ZM80 23H79V24H80ZM87 23H88V21H87ZM89 23H92V22L90 21ZM94 23H95V22H94ZM38 24H39V23H38ZM51 24H52V23H51ZM69 24H70V23H69ZM71 24H72V23H71ZM83 24H84V19H83ZM83 24H82V26H83ZM97 24H98V22H97ZM100 24H98V25L101 26ZM105 24H108V23H105ZM105 24H104V26H105ZM22 25H23V24H22ZM33 25H35V24H33ZM33 25H32V26H33ZM44 25H45V24H43V26H44ZM54 25H55V24H54ZM57 25H58V24H57ZM61 25H62V23H61ZM74 25H75V23H74ZM74 25H73V26H74ZM80 25H81V24H80ZM80 25H78V26H80ZM95 25H96V24H95ZM120 25H121V24H120ZM120 25H119V26H120ZM23 26H24V25H23ZM32 26H30V24H29V27L32 28ZM58 26H59V25H58ZM69 26H70V25H69ZM71 26H72V25H71ZM87 26H88V28H89V26H91V25H90V24H89V25H84L83 27H85V28H83V29L86 30ZM96 26H97V25H96ZM96 26H95V27H92V26H91L93 32H94L93 28L96 29ZM99 26H98V27H99ZM25 27H24V28H25ZM33 27H34V26H33ZM37 27H38V26H37ZM45 27H46V26H45ZM49 27H50V25H49ZM54 27H55V26H54ZM54 27H53V31H55V30H54V29H55ZM56 27H57V26H56ZM60 27H61V26H60ZM63 27H64V24H63ZM65 27H66V26H65ZM67 27H68V26H67ZM98 27H97V28H98ZM106 27H109V25H106ZM106 27H103V28L106 29ZM120 27H121V26H120ZM31 28H30V29H31ZM35 28H36V27H35ZM72 28H75V27H72ZM77 28H81V27H77ZM88 28H87V31H88ZM100 28H102V27H99V29H100ZM42 29H43V28H41V30H42ZM48 29H51V27L48 28ZM57 29H59V28L57 27ZM61 29H62V28H60V29L58 30L59 33H61V31H62ZM63 29H64V28H63ZM70 29H71V28H70ZM70 29H69V31H72V30H70ZM115 29H116V28H115ZM118 29H119V27H118ZM22 30L25 31V32L22 33ZM43 30H44V29H43ZM45 30H47V29H45ZM51 30H52V29H51ZM67 30H68V29H67ZM76 30H78V32H77V31L75 32V33H77V35L80 34L81 31H82V30H80V33H79V29H76ZM97 30H98V29H97ZM100 30H101V29H100ZM109 30H111V29H109ZM113 30H114V29H113ZM64 31H66V30H64ZM69 31H68V32H69ZM89 31H90V30H89ZM102 31H103V29H102ZM104 31H105V30H104ZM106 31H108V30H106ZM118 31H119V30H118ZM31 32H32V31H31ZM48 32H50V31H48ZM82 32H83V31H82ZM85 32H86V31H85ZM95 32H97V31H95ZM95 32H94V33H95ZM99 32H100V31H98V32H97L96 34H94V35H97ZM110 32H111V31H110ZM112 32H113V31H112ZM115 32H116V31H115ZM73 33H74V30H73ZM73 33H72V34H73ZM75 33H74V34H75ZM87 33H89V32H87ZM90 33H91V32H90ZM49 34H50V33H49ZM52 34H54V33H52ZM55 34H56V33H55ZM57 34H58V33H57ZM61 34H63V33H61ZM72 34H71V35H72ZM82 34L85 35L86 33H85V34L82 33ZM82 34H81V37H82ZM91 34H92V33H91ZM102 34H103V35H102ZM102 34H101V36L98 34L100 37H97V38L99 39V38H101L102 36H105L106 33L104 34V33L102 32ZM108 34H110V33H108ZM117 34H118V32H117ZM77 35L75 34V36H77ZM86 35H87V34H86ZM94 35L92 34V36H94ZM98 35H97V36H98ZM110 35H111V34H110ZM115 35H116V33H115ZM14 36L17 38V40H15V41H14V39L12 38V37H14ZM49 36H50V35H49ZM51 36H52V35H51ZM58 36H59V35H58ZM58 36H57L56 38H58ZM79 36H80V35H79ZM92 36H91V37H92ZM112 36H114V35H112ZM54 37H55V36H54ZM68 37H69V36H68ZM77 37H78V36H77ZM89 37H90V36H89ZM89 37H88V38H89ZM91 37H90V38H91ZM59 38H60V36H59ZM72 38L74 39V37H72ZM86 38H87V37H86ZM103 38H104V37H103ZM67 39H68V38H67ZM67 39H66V40H67ZM98 39H97V41H98ZM108 39H109V38H108ZM108 39H106V40H108ZM55 40H56V39H55ZM60 40H61V39H60ZM71 40H72V39H71ZM74 40H77V41H78V39H76V37H75ZM79 40H80V42H81V39H79ZM113 40H114V39H113ZM113 40H112V41H113ZM50 41L52 42V40H50ZM68 41L71 42L70 40H68ZM68 41H67V42H68ZM87 41H88V39H87ZM93 41H94V39H93ZM93 41H91V43H92ZM109 41H110V39H109ZM15 42H16V43H15ZM17 42H18L19 44H17ZM51 42H48V44H50ZM61 42H63V40H62ZM61 42H60V43H61ZM69 42H68V44H70ZM75 42H76V41H75ZM75 42L72 41L71 43H74V44H75ZM104 42H105V45L108 46V43H106V41H105L104 39H103L102 41H100V44H103ZM115 42H116V41H115ZM115 42H114V43H115ZM56 43H57V41H56ZM58 43H59V42H58ZM78 43H79V42H78ZM82 43H83V42H82ZM82 43H81V44H82ZM88 43H90V42H88ZM93 43H94V42H93ZM96 43H97V42H96ZM112 43H113V42H112ZM112 43L109 44V45H111V47H112V45H114V46L116 47V46H118V45L120 44V43L118 44V41H117V45L112 44ZM46 44H47V43H46ZM48 44H47V46H48ZM51 44H53V43H51ZM51 44H50V45H51ZM54 44H55V43H54ZM61 44H63V43H61ZM74 44H71L72 47L74 46ZM76 44H77V43H76ZM76 44H75V46H77ZM98 44H99V41H98ZM59 45H60V44H59ZM59 45H57V47H56L55 49H59V48H60V47H58ZM83 45H84V44H83ZM87 45H88V44H87ZM94 45H96V44H94ZM94 45H93V46H94ZM31 46H32V45H31ZM55 46H56V44H55ZM60 46H61V45H60ZM64 46H65V45H64ZM67 46H69V45H67ZM102 46L104 47V45H102ZM120 46H121V45H120ZM14 47H15V48H14ZM19 47H20V46H19ZM44 47H45V43H44ZM49 47H50V46H49ZM83 47H84V46H83ZM88 47H89L88 49H90V47H92V46L90 45V46H88ZM94 47H96V46H94ZM94 47H93V48H94ZM97 47H98V45H97ZM99 47H101V45H100ZM109 47H110V46H109ZM22 48H23V47H22ZM25 48H26V47H25ZM29 48H32V47L29 46ZM45 48H46V47H45ZM61 48H62V47H61ZM78 48H80V46H79ZM81 48H82V45H81ZM81 48H80V49H81ZM85 48H86V47H85ZM93 48H92V50H93ZM116 48H117V47H116ZM119 48H120V47H119ZM19 49H20V50H19ZM46 49H47V48H46ZM46 49H45V50H46ZM48 49H49V48H48ZM48 49H47V50H48ZM97 49H98V48H97ZM99 49H100V48H99ZM99 49H98V50H99ZM12 50L14 51L13 53H12ZM25 50H26V52H28L27 49H25ZM29 50H30V49H29ZM35 50H34V51H35ZM42 50H43V51H42ZM49 50H50V49H49ZM64 50H66V49L64 48ZM67 50H69V47L67 48ZM73 50H74V51H73ZM81 50H82V49H81ZM83 50H85V49H83ZM98 50H97V51H98ZM101 50H102V48H101ZM111 50H112V49H111ZM71 51H73V52H71V53H72V55H74V54H75V53H74V52H75V49L72 48ZM97 51H96V53L99 52V51H98V52H97ZM109 51H110V50H108V52H109ZM20 52H23V51H20ZM24 52H25V51H24ZM50 52H51V50H50ZM59 52H60V53L62 52L61 56L63 57V53H64V51H59ZM66 52H67V51H66ZM66 52L64 53V55H65V54H66L65 56H67V54L69 55V53H66ZM68 52H69V51H68ZM90 52H91V51H89V55L86 56V58H88V57L92 54V53L90 54ZM108 52H106L105 49H103V54L108 53ZM31 53H33V52L31 51ZM43 53H42V54H43ZM47 53H48V52H47ZM47 53H46V54H47ZM51 53H52V52H51ZM73 53H74V54H73ZM22 54H23V53H22ZM22 54H21V55H22ZM24 54H26V53H24ZM86 54H87V53H86ZM18 55H20V53H19ZM21 55H20V56H21ZM48 55H49V54H48ZM75 55H78V54H75ZM75 55H74V56H75ZM79 55H80V54H79ZM94 55L97 57V56H99L100 54L97 55V54L94 53ZM106 55H108V54H106ZM50 56H51V58H52V55H50ZM65 56H64V57H65ZM92 56H93V55H92ZM102 56H103V55H102ZM102 56H101V57H102ZM104 56H105V55H104ZM104 56H103V57H104ZM27 57H28V55H27ZM55 57H56V56H55ZM67 57H68V56H67ZM67 57H66V58H67ZM77 57H82V56H77ZM17 58H19V56H18ZM21 58H22V57H21ZM21 58H19L18 60L20 61ZM29 58H30V56H29ZM43 58H44V57H43ZM56 58H57V57H56ZM68 58H69V57H68ZM94 58H95V57H94ZM8 59H9V58H8ZM8 59H7V61H9ZM30 59L32 60V58H30ZM46 59H47V55H46L45 60H46ZM64 59H65V58H64ZM64 59L62 58V60H64ZM74 59H75V58L73 57V60H74ZM95 59H99V57H97V58H95ZM105 59H106V57H105ZM105 59H103V60H105ZM21 60H22V59H21ZM25 60H27V59H25ZM28 60H29V59H28ZM33 60H34V58H33ZM35 60H36V59H35ZM45 60H44V62H45L46 64H48ZM51 60H53V58L50 59V62H51ZM56 60H57V59H56ZM56 60H54V61H56ZM58 60H59V59H58ZM58 60H57V63L59 62V64H57V65L60 67L62 61H60V60L58 61ZM77 60H79V58H77ZM81 60H82V59H81ZM93 60H94V59H93ZM93 60H92V61H93ZM10 61H11V63H13L14 59L11 58ZM10 61L7 62V64L10 63ZM22 61H23V60H22ZM22 61H20V62H22ZM41 61L43 62V60H41ZM65 61H66V59H65ZM65 61H63V62H64V63H63V66L66 65ZM68 61H69V59H68ZM87 61H88V60H87ZM94 61H95V60H94ZM96 61H97V60H96ZM99 61H100V60H99ZM16 62H17V61H16ZM25 62H26V61H25ZM39 62H40V61L38 60V61H37L38 64H36V65H39V64H40ZM42 62H41V64H43ZM74 62H75V60H74ZM81 62H82V61H81ZM84 62H85V61H84ZM84 62H82V64H83ZM90 62H91V60H90ZM90 62H89V63H90ZM104 62H105V61H104ZM3 63H4V61H3ZM11 63H10V64H11ZM31 63L33 64L34 62L31 61ZM35 63H36V61H35ZM75 63H76V62H75ZM86 63H87V62H86ZM89 63H87V64H89ZM96 63H97V62H96ZM15 64H16V63H14V65H15ZM23 64H24V63H23ZM41 64H40V65H41ZM46 64H45V65H46ZM53 64H54V63H51V66H53ZM55 64H56V63H55ZM67 64H68V62H67ZM70 64H72V63H70ZM77 64H79L78 67L81 66V65H80V62H79V63L77 62ZM84 64H85V63H84ZM102 64H103V62H102ZM104 64H106V62H105ZM14 65H13V66H14ZM16 65H18V64H16ZM24 65H25V64H24ZM26 65H27V64H26ZM30 65H31V64H30ZM33 65H34V64H33ZM57 65L55 66L56 68H57ZM68 65H69V64H68ZM74 65H75V64H74ZM106 65H107V64H106ZM0 66L2 67V65H0ZM8 66H9V64H8ZM8 66H7V67H8ZM10 66H12V65H10ZM43 66H44V65H43ZM46 66H47V65H46ZM71 66H73V65H71ZM71 66H70V67H71ZM75 66H76V65H75ZM97 66H98V64H97ZM100 66H101V65H100ZM103 66H104V65H103ZM103 66H102V67H103ZM17 67H18V66H17ZM30 67H32V66H30ZM33 67H34V66H33ZM44 67H45V66H44ZM48 67H49V66H48ZM89 67H94V65H92V66L89 65ZM89 67H88V68H89ZM98 67H99V66H98ZM102 67H100V72H101V73H99L100 76H101V74L103 73V72H102L103 69H102V71H101V68H102ZM9 68H10V67H9ZM13 68H16V67L14 66V67H12V69H13ZM24 68H25V67H24ZM36 68H37V66H36ZM38 68H39V66H38ZM40 68H41V67H40ZM53 68H54V67H53ZM79 68H81V67H79ZM84 68H86V67H84ZM88 68H87V69H88ZM3 69L5 70V68H3ZM19 69H20V68H19ZM19 69H18V71H16V73H17V72L19 73ZM21 69H22V68H21ZM29 69H30V68H29ZM32 69H33V68H32ZM45 69H47V68H45ZM60 69H61V68H60ZM63 69H65V68H63ZM69 69L71 70V68H69ZM69 69H68V70H69ZM87 69H85V70L87 71V74H88V72H89L90 70L88 71ZM90 69H91V68H90ZM93 69L96 70L97 68L94 67ZM8 70H10V69H8ZM8 70H7V71H8ZM14 70H16V69H14ZM14 70H12V72H11L12 74H10V75H13V71H14ZM33 70H34V69H33ZM47 70H50V68H48ZM77 70H79V69L77 68ZM77 70H76V71H77ZM81 70H82V69H81ZM94 70H93V72H94ZM7 71H6V72H7ZM10 71H11V70H10ZM21 71H22V70H21ZM21 71H20V72H21ZM27 71L29 72V70H26V72H27ZM36 71H37V69H36ZM41 71H43V69H42ZM50 71H51V70H50ZM53 71H56V69L53 70ZM53 71H52V73H53ZM57 71H58V70H57ZM72 71H73V70H72ZM83 71H84V69H83ZM86 71H85V72H86ZM91 71H92V69H91ZM91 71H90V72H91ZM97 71H98V70H96V72H97ZM0 72H1V71H0ZM4 72H5V71L1 72V75H2V73H3L2 76H4ZM8 72H9V71H8ZM22 72H23V71H22ZM31 72H33V71H31ZM31 72H30V73H31ZM44 72H45V71H44ZM61 72L65 73L64 71H61ZM66 72H68L67 69H66ZM14 73H15V72H14ZM37 73H38V72H37ZM56 73H57V72H56ZM69 73H70V72H69ZM73 73H74V72H72V75H73ZM78 73H79V72H78ZM83 73H84V72H83ZM91 73H92V72H91ZM97 73H98V72H97ZM8 74H9V73H8ZM8 74H5V76L8 75ZM47 74H48V73H47ZM47 74L45 73L44 79L46 78V76H48ZM49 74H50L49 76H51V72H50ZM54 74H55V73H54ZM54 74H53V75H54ZM58 74H59V72H58ZM60 74H61V73H60ZM65 74H66V73H65ZM95 74H96V73H95ZM95 74H94V75H95ZM105 74H107V72H106ZM15 75H16V74H15ZM19 75H20V74H19ZM23 75H24V74H23ZM56 75H57V74H56ZM76 75H78V74L75 73V74H74V77H75ZM85 75H86V74H85ZM90 75H91V74H90ZM96 75H98V74H96ZM99 75H98V77H99ZM103 75H104V74H103ZM2 76H1V77H2ZM5 76H4V78H5ZM49 76L47 77V80L49 79ZM61 76L63 77V74H62ZM64 76H65V75H64ZM82 76H83V75H82ZM105 76H107V75H105ZM1 77H0V79H2ZM6 77H7V76H6ZM12 77H13V76H12ZM14 77H16V76H14ZM54 77H55V75H54ZM54 77H53V79H54ZM62 77H61V78H62ZM69 77H70V74H69ZM69 77H67V78H69ZM72 77H73V76H72ZM72 77H70V78H72ZM74 77H73L72 79H70L71 81L69 80L67 83H70V82H71L72 85H73L74 82H73L72 80L76 78V77H75V78H74ZM80 77H81V75H80ZM86 77H87V76H86ZM92 77H93V76H92ZM98 77L96 78V76H95V79L99 80L100 77H99V79H98ZM101 77H102V76H101ZM103 77H104V76H103ZM56 78H57V77H56ZM58 78L60 79V77H58ZM105 78H106V77H105ZM7 79H8V81H9V78H8V77H7ZM10 79L12 80L13 78H10ZM16 79H17V78H16ZM44 79H43V80H44ZM50 79H52V78L50 77ZM50 79H49V80H50ZM59 79H58V80L54 79V80H56L57 82H59ZM62 79H65V77L62 78ZM62 79H61V80H62ZM77 79H79V76H78ZM81 79L83 80V77L80 78V80H81ZM85 79L90 80L91 78L89 79V75H88V77L85 78ZM2 80H3V79H2ZM14 80H15V79H14ZM14 80L12 81L13 83H14ZM17 80H19V79H17ZM54 80H53V81H54ZM101 80H103V79H100V81H101ZM104 80H105V79H104ZM104 80H103V81H104ZM3 81H4V80H3ZM8 81H7V82H8ZM41 81H42V80H41ZM45 81H46V79H45ZM45 81H44V82H45ZM53 81H50V82H53ZM62 81H63V80H62ZM66 81H67V79H66ZM75 81H76V82H75V84H76V83H77V80H75ZM103 81H102V82H103ZM1 82H2V81H1ZM12 82H11V83H12ZM16 82H17V81H16ZM46 82H48V81H46ZM46 82H45V83H46ZM64 82H65V80H64ZM85 82H86V80H85ZM88 82H89V81H88ZM95 82H96V81H95ZM2 83H3V82H2ZM8 83H9V82H8ZM13 83H12V84H13ZM53 83H54V82H53ZM67 83L65 82V83L63 84V86H64L65 84H67ZM71 83H70V84H71ZM78 83H79V81H78ZM86 83H87V82H86ZM90 83H92V82L90 81ZM93 83H94V82H93ZM4 84H6V82H5ZM56 84H57V83H56ZM60 84H61V83H60ZM87 84H88V83H87ZM98 84H100L99 81H98ZM101 84H102V83H101ZM7 85H8V84H7ZM44 85H45V84H44ZM58 85H59V83H58ZM82 85H84V84H82ZM46 86H49V85L46 84ZM68 86H69V85H68ZM77 86H78V85H77ZM77 86H76V88H77ZM85 86H86V85H85ZM88 86H89V85H88ZM92 86H93V85H92ZM92 86L90 85V87H92ZM94 86H95V85H94ZM97 86H98V85H97ZM103 86H104V83H103ZM103 86H98V88H102ZM0 87H2V86H0ZM4 87H5V86H4ZM6 87H7V86H6ZM6 87H5V88H6ZM34 87H35V86H34ZM54 87H55V84H54ZM61 87H62V85H61ZM65 87H67V85H66ZM74 87H75V86H74ZM95 87H96V86H95ZM29 88H30V87H29ZM32 88H33V87H32ZM36 88H37V87H35L34 89H36ZM55 88H56V87H55ZM59 88H60V86H59ZM69 88H70V87H69ZM71 88H72V87H71ZM79 88H83V87H82V86H81V87L78 86V89H79ZM88 88H89V87H88ZM104 88H105V86H104ZM104 88H103V89H104ZM0 89H1L0 92H3V91H4L2 88H0ZM34 89H31V90L33 91ZM56 89H58V86H57ZM62 89H63V87H62ZM73 89H74V88H73ZM78 89H76L77 92L80 90V89H79V90H78ZM84 89H85V87H84ZM84 89H83V90H84ZM92 89H93V87H92ZM2 90H3V91H2ZM31 90H30V92H31ZM52 90H53V89H52ZM68 90H69V89H68ZM81 90H82V89H81ZM90 90H91V88H90ZM104 90H105V89H104ZM104 90H103V91H104ZM12 91H13V90H12ZM14 91H15V90H14ZM14 91H13V93H14ZM18 91H19V90H18ZM53 91H54V90H53ZM56 91H57V90H56ZM56 91H54V92H56ZM61 91H62L61 93H63V90H61ZM65 91H66V90H65ZM70 91H71V89H70ZM98 91H100V90H98ZM101 91H102V89H101ZM8 92H9V91H7V93H8ZM10 92H11V91H10ZM10 92H9V93H10ZM35 92H36V91H34V93H35ZM37 92H38V91H37ZM67 92H68V91H67ZM72 92H74V91L72 90ZM72 92H71V93H72ZM80 92H81V91H80ZM87 92H88V91H87ZM92 92H95V90L92 91ZM92 92H91V93H87L89 98H90L91 95L93 94ZM3 93H4V92H3ZM9 93H8V94H9ZM19 93H20V91H19ZM58 93H59V92H58ZM65 93H66V92H65ZM68 93H69V92H68ZM71 93H70V94H71ZM84 93H85V92H84ZM99 93H100V92H99ZM99 93L96 92L97 95H98ZM102 93H103V92H102ZM4 94H5V93H4ZM10 94H12V93H10ZM35 94H37V93H35ZM38 94H39V93H38ZM66 94H67V93H66ZM70 94H69V95H70ZM78 94L80 95V93H78ZM78 94H77V95H78ZM81 94H82V93H81ZM87 94H86V97H87ZM89 94H90V96H89ZM105 94H106V92H105ZM5 95H6V94H5ZM42 95H43V93H42ZM45 95H46V94H45ZM56 95H57V94H55V97H57V96L60 95V94H58L57 96H56ZM75 95H76V92H75ZM82 95H83V94H82ZM97 95H96V96H97ZM11 96H12V95H11ZM13 96H14V95H13ZM32 96H33V94H32ZM34 96H35V95H34ZM46 96H47V95H46ZM60 96L62 97V95H60ZM63 96H64V94H63ZM72 96H73V95H72ZM84 96H85V94H84ZM84 96H78L77 98L81 99L80 97H83L82 99H85ZM92 96H93V95H92ZM94 96H95V94H94ZM96 96H95V97H96ZM98 96H99V95H98ZM100 96L102 97L101 99L99 98ZM100 96H99L98 98L96 97V99H97V100H98V99L102 100V99H103V96H102L101 94H100ZM2 97H3V96H2ZM70 97H71V95H70ZM6 98H7V97H6ZM6 98H5V99H6ZM14 98H15V96H14ZM31 98H32V97H31ZM40 98H41V97H40ZM64 98H65V96H64ZM75 98H76V96H75ZM92 98H93V97H92ZM92 98H91V99H92ZM2 99H3V98H2ZM8 99H9V97L7 98V101H8ZM11 99H13V97H12ZM16 99H17V98H15L13 101H15ZM46 99H47V98H46ZM56 99H57V98H56ZM66 99H67V98H66ZM79 99H78V100H79ZM82 99H81V100H82ZM91 99H86L85 101H83L85 107L83 106V104H80V105L83 106V108H85V109H86L87 107H89V106H90V109L93 108L91 105H92V101H93L95 98H94L93 100H91ZM104 99H105V98H104ZM39 100H40V99H39ZM50 100H51V99H50ZM61 100H63V99L61 98ZM67 100H69V98H68ZM100 100H98V101L100 102ZM105 100H106V99H105ZM4 101H5V100H4ZM9 101H10V100H9ZM9 101H8V103H11V102H9ZM17 101H18V100H17ZM29 101H30V100H29ZM29 101H28V102H29ZM43 101H44V98H43ZM43 101H42V103H44ZM69 101H71V100H69ZM79 101H80V100H79ZM102 101H103V100H102ZM261 101H263V100H261ZM261 101H260V102H261ZM2 102H3V101H2ZM15 102H16V101H15ZM31 102H32V99H31ZM48 102H50V101L48 100ZM58 102H60V100H59ZM64 102H65V101H64ZM64 102H63V103H64ZM71 102H74V101H71ZM93 102H94V101H93ZM95 102H97V101H95ZM108 102H109V101H108ZM18 103H19V102H18ZM20 103H21V101H20ZM42 103H41V105H42ZM46 103H47V102H46ZM46 103H45V104H46ZM79 103H82V102H79ZM262 103H263V102H262ZM3 104H4V103H3ZM35 104H36V102H35ZM47 104H48V103H47ZM47 104H46V105H47ZM50 104H51V105L48 104L50 107L53 106L52 103H50ZM64 104H65V103H64ZM66 104H70V103H66ZM66 104H65V105H66ZM101 104H104V103H101ZM106 104H109V103H106ZM260 104H261V103H260ZM11 105H12V104H11ZM14 105H16V103H15ZM22 105H23V104H22ZM22 105L19 106L18 110L22 107ZM31 105H33V104H31ZM41 105H39V106H41ZM65 105H64V106H65ZM71 105H74V104H71ZM93 105H94V103H93ZM8 106H9V105H8ZM12 106H13V105H12ZM16 106L18 107V105H16ZM29 106H30V104H29ZM36 106H37V105H36ZM42 106H43V105H42ZM44 106H45V105H44ZM59 106H60V105H58V107H59ZM66 106H67V105H66ZM74 106H75V105H74ZM77 106H78V105H77ZM77 106H76V107H77ZM81 106H80V107H81ZM94 106H95V105H94ZM96 106H97V105H96ZM96 106H95V108H93L94 110L97 108ZM98 106H99V105H98ZM100 106H102V105H100ZM106 106H108V105H106ZM2 107H4V106H2ZM23 107H24V106H23ZM23 107H22L21 109H23ZM33 107H34V106H33ZM33 107H32V108H33ZM53 107H54V106H53ZM62 107H63V105H62ZM102 107H103V106H102ZM104 107H105V106H104ZM4 108H5V107H4ZM7 108H8V107H7ZM9 108H10V107H9ZM26 108H27V107H25L24 109H26ZM38 108H43V107H38ZM38 108H37V109H38ZM46 108H47V107H46ZM46 108H43V109H46ZM66 108H67V107H66ZM66 108H65V109H66ZM69 108H71V107H69ZM69 108L67 109L68 111H69ZM73 108H74V107L72 106V109H73ZM78 108H79V107H78ZM106 108H108V107H106ZM14 109H16V108H13V110H14ZM24 109H23L22 111H25ZM56 109H57V106H56ZM59 109H60V108H59ZM75 109H77V108H75ZM75 109H74V110H75ZM87 109H88V108H87ZM93 109H92V110H93ZM246 109H247V108H246ZM246 109H245V110H246ZM251 109H253V108H251ZM251 109H250V110H251ZM11 110H12V109H11ZM13 110H12V111H13ZM16 110H17V109H16ZM16 110L14 111L15 113H16ZM34 110H35V109H34ZM34 110H33V111H34ZM39 110H40V109H38V111H37L38 113H37V114L40 116L44 111L42 110L43 112H42L41 114H39V112H41V111H39ZM53 110L55 111V109H53ZM74 110H73V112H74ZM78 110H79V109H78ZM92 110H91V111H92ZM96 110H97V109H96ZM102 110H103V109H102ZM105 110H109V109H105ZM105 110H103V112H104ZM250 110H249V111H250ZM2 111H3V109H1V112H2ZM4 111H5V110H4ZM9 111H10V110H9ZM9 111H8V113H9ZM12 111H10V112H12ZM20 111H21V110H20ZM22 111H21V112H22ZM65 111H66V110H65ZM84 111H85V110H84ZM86 111H89V110H86ZM5 112H6V111H5ZM14 112H12V113H13V116H11V117H14V114H15ZM17 112H18V111H17ZM21 112H20V113H21ZM27 112H28V111H27ZM34 112L36 113V110H35ZM59 112H61V111H59ZM75 112H76V110H75ZM81 112H82V110H81ZM81 112H79V114H78V112H77V114L79 115V117H83V114H82ZM93 112H94V111H93ZM93 112H92V113H93ZM99 112H100V111H99ZM109 112H110V111H109ZM3 113H4V112H3ZM12 113H11V114H12ZM28 113L30 114V112H28ZM56 113H57V112H56ZM62 113H63V112L58 113V114L61 115ZM68 113H69V112H68ZM68 113H66V114H68ZM80 113H81L82 116L80 115ZM89 113H91V112H89ZM89 113H88V114H89ZM92 113H91V114H92ZM106 113H108V111H106ZM18 114H19V113H18ZM22 114H23V113H22ZM22 114H21V115H22ZM26 114H27V113H26ZM45 114H46V113H45ZM45 114H44V115H45ZM53 114H54V112H53ZM74 114H75V113H74ZM77 114H75L74 116L76 117ZM93 114H94V115H93L94 117L92 116L91 118H92V119L94 118V120H95V113H93ZM98 114H99V113H98ZM100 114H101V113H100ZM104 114H105V113H104ZM109 114H110V113H109ZM119 114H120V113H119ZM8 115H9V114H8ZM31 115L34 116L33 114H31ZM49 115H50V117H51V114H49ZM63 115H65V114L63 113ZM84 115H85V114H84ZM125 115H126V114H125ZM9 116H10V115H9ZM16 116H18V115L16 114ZM16 116H15V117H16ZM24 116H26V115H24ZM24 116H23V117H24ZM39 116H38V120L41 118L40 120H41V122H42V118H43V116H42V117H39ZM54 116H55V115H54ZM66 116L69 117V115H66ZM66 116H65V118L68 119ZM72 116H73V114H72ZM96 116H97V114H96ZM98 116H100V115H98ZM101 116H102V114H101ZM112 116H113V115H112ZM117 116H118V114H117ZM19 117H20V115H19ZM21 117H22V116H21ZM29 117H30V115L28 116V118H29ZM48 117H49V116H48ZM52 117H53V115H52ZM52 117H51V118H52ZM58 117H59V115H58ZM86 117H87V116H86ZM104 117H105V119H108V118H109V116H108V118H106L105 115H104ZM119 117H120V116H119ZM3 118H4V117H3ZM9 118H10V117H9ZM16 118H17V117H16ZM36 118H37V117L35 116V117L31 118V119H32V121H33V120H36ZM69 118L71 119L72 117H69ZM77 118H78V117H77ZM83 118H84V117H83ZM97 118H99V117H96V119H97ZM110 118H111V117H110ZM115 118H117V117H115ZM122 118L125 120L126 117H125V116H122ZM122 118H120V119H122ZM14 119H15V118H14ZM29 119H30V118H29ZM46 119H47V115H46ZM53 119H54V117H53ZM53 119H50V118H49V120H51V121H52ZM57 119H58V118H57ZM72 119H73V118H72ZM74 119H75V120H74ZM74 119H73L72 121H73V122H74V121L76 122V120H78L79 118H78V119L74 118ZM80 119L82 120V118H80ZM80 119H79V120H80ZM84 119H85V118H84ZM87 119H88V118H87ZM87 119H85V120H87ZM117 119H119V118H117ZM5 120H6V117H5ZM7 120H9V119H7ZM10 120H11V119H10ZM20 120H21V119L18 120V118H17V121H18V122H19ZM22 120H23V119H22ZM22 120H21L20 122H22ZM40 120H39V122H40ZM58 120H59V119H58ZM79 120H78V121H79ZM89 120H90V118H89ZM98 120H99V119H98ZM100 120H101V119H100ZM100 120H99V121H100ZM112 120H113V118L110 119L109 121H112ZM114 120H115V119H114ZM13 121H14V120H13ZM29 121H30V120H29ZM36 121H37V120H36ZM43 121H44V120H43ZM51 121H50V122H51ZM64 121H65V120H64ZM72 121H70L71 124H72ZM83 121H84V120H83ZM92 121H93V120H92ZM115 121H116V120H115ZM115 121H112V122L115 123ZM120 121H121V120H120ZM161 121H162L161 124L163 125V120H161ZM20 122H19L17 125H20ZM61 122H62V120H61ZM67 122H68V121H67ZM75 122H74V123H75ZM87 122H88V120H87ZM90 122H91V121H90ZM95 122H96V121H95ZM95 122H94V124H95ZM102 122H104V121H102ZM105 122H106V121H105ZM105 122H104V123H105ZM118 122H119V120H118ZM164 122H165V121H164ZM0 123H1V122H0ZM25 123H29V122L26 121ZM35 123L37 124V122H35ZM42 123L44 124V122H42ZM53 123H54V122H53ZM78 123H79V122H78ZM80 123L83 124V122H81V121H80ZM80 123H79V124H80ZM108 123L111 124L110 122H108ZM120 123H121V122H120ZM127 123H128V122H127ZM165 123H166V122H165ZM165 123H164V124H165ZM6 124H7V123H6ZM8 124H9V123H8ZM12 124H13V123H12ZM31 124H32V122L29 124V126H30ZM47 124H48V123H47ZM47 124H46V125H47ZM69 124H70V123H69ZM75 124H77V122H76ZM88 124H89V123H88ZM88 124H87V126H85V125L83 124V126H84L85 128L87 127V130H88V127H89ZM96 124H97V123H96ZM100 124H101V123H100ZM105 124H106V123H105ZM109 124L106 125V127H108ZM138 124H139V123H138ZM27 125H28V124H27ZM32 125L34 126V124H32ZM38 125H39V124H38ZM46 125H45V126H46ZM56 125H57V124H56ZM58 125H59V124H58ZM64 125H67V127H69L68 124H65V123H64ZM72 125H73V124H72ZM80 125H81V124H80ZM90 125H91V124H90ZM102 125H103V124H102ZM115 125H116V124H115ZM117 125H118V124H117ZM121 125H124V124H121ZM126 125H127V124H126ZM136 125H137V124H136ZM140 125H141V124H140ZM166 125H167V124H166ZM14 126H15V125H14ZM24 126H25V124H24ZM29 126H28V127H29ZM33 126H32V127H33ZM52 126H53V124H52ZM54 126H55V125H54ZM60 126H61V124H60ZM62 126H63V125H62ZM62 126H61V127H62ZM70 126H71V125H70ZM73 126H74V125H73ZM81 126H82V125H81ZM92 126H93V123H92ZM118 126H119V125H118ZM118 126H117V127H118ZM7 127H8V126H7ZM10 127H11V126H10ZM15 127H16V128L14 129L13 126H12V128L14 129V131L12 130V131H11V136H9V137H11V140H12L11 142H14V144H15V145L13 144V145H14V147H13L14 149L12 148V149H13L12 156H13L14 158H15V156H18V155L21 154V153H23V155L26 156V152H25L26 149L24 148V146H22L23 144L21 143L20 138H19V137H21V135L24 133V132L22 131L23 128H21L22 130H20L19 126H18V127L15 126ZM21 127H22V125H21ZM56 127H57V126H55V129H56ZM61 127L58 128V129H59V131H57L58 133H59L60 131H62V128H61ZM64 127H65V126H64ZM64 127H63V129H64ZM71 127H72V126H71ZM75 127H76V126H75ZM78 127H79V126H78ZM99 127H101V126H99ZM102 127H103V126H102ZM119 127H121V126H119ZM139 127H140V126H139ZM155 127H156V126H155ZM161 127H162V126H161ZM165 127H167V126H165ZM26 128H27V127H26ZM26 128H25V129H26ZM37 128H38V127H37ZM37 128H35V129H37ZM43 128H44V131H43V134H44L46 128H45V127H43ZM43 128L41 127V131H42ZM47 128H48V127H47ZM49 128L52 129L53 131H55L53 128L50 127V125H49ZM60 128H61V129H60ZM65 128H66V127H65ZM69 128H70V127H69ZM69 128H68V129H69ZM73 128H74V127H73ZM73 128H70V129H72V132H73ZM76 128H77V127H76ZM89 128H90V127H89ZM95 128H98V127L96 126ZM108 128H110V127H108ZM111 128L114 129V127H111ZM121 128H122V127H121ZM125 128H127V126H126ZM131 128H132V127H131ZM134 128H135V127H134ZM137 128H138V126L136 127V129H137ZM145 128H146V126H145ZM149 128H150V127H149ZM10 129H11V128H10ZM78 129H79V128H78ZM83 129H84V128H83ZM91 129H92V128H91ZM99 129H100V128H99ZM123 129H124V128H123ZM129 129H130V128H129ZM129 129H127V131H128ZM132 129H133V128H132ZM132 129H131V130H132ZM138 129H139V128H138ZM156 129H160V131H161V128H160V127H158V128L156 127ZM163 129H164V125H163ZM165 129H166V130H165V133H166V134H165V133H164V134L161 133V132H163V130H162L161 132H159L160 134L164 135V137L161 136V135H160V136H158V135L155 136V137H159V138H156L157 140H156V139L153 140V137H152V139H151L152 134H151V136H148V135H149V134H148L149 131L152 132L151 129L146 133V136H148L147 139H151L150 141H149V140L146 141V138H145V142H144V140H142V142H139V140H137V142H139L140 144H141V143L143 144V145H140V144L138 143V144L140 145L139 147H138V145L135 144V145L138 147L137 149L139 150V152L141 151V150H140V147H141V146H142L143 148H144V147L146 148V146H150V147L153 146V148L155 149L156 144L159 143L158 139H160V137H163V139H160V141L163 142V140L166 141V139H167V141L170 142V141L168 140L170 137H169V138L166 137V139H165V136H168V135L170 134L169 132H168L169 134L167 133V131H168L167 129H168V128H165ZM30 130H31V128H30ZM64 130H65V129H64ZM66 130H67V128H66ZM66 130H65V131H66ZM81 130H82V128H81ZM146 130H147V129H146ZM154 130H155V128H154ZM154 130H153V131H154ZM9 131H10V130H9ZM39 131H40V130H39ZM48 131H49V130H48ZM53 131H52V132H53ZM68 131H69V130H68ZM68 131H67V132H68ZM84 131H85V133H86V132H87V133L89 132V131H86V130H84ZM84 131H83V132H84ZM90 131H91V130H90ZM94 131H95V130H94ZM96 131H97V130H96ZM109 131H110V130H109ZM109 131H108V132H109ZM112 131H113V130H112ZM114 131H115V130H114ZM117 131H118V128H117ZM125 131H126V130H125ZM127 131H126V133H127ZM156 131H158V130H156ZM156 131H155V132H156ZM170 131H171V130H170ZM7 132H8V131H7ZM36 132H37V130H36ZM55 132H56V131H55ZM55 132H54V135H55ZM57 132H56V134H57ZM63 132H64V131H63ZM77 132H79V130H77ZM80 132H81V131H80ZM92 132H93V131H92ZM100 132H101V131H100ZM100 132H99V133H100ZM103 132H104V130H103ZM131 132H133V131H131ZM131 132H129V133H131ZM136 132H138V131H136ZM4 133H5V132H4ZM30 133H31V132H30ZM47 133H48V132H47ZM47 133H46V134H47ZM64 133H65V132H64ZM68 133H69V132H68ZM129 133H127V136H128ZM152 133L154 134V132H152ZM159 133H157V134H159ZM24 134H25V133H24ZM34 134H35V131H34ZM41 134H42V133H40V136H41ZM46 134H45V136H46ZM50 134H52V133H50ZM50 134H49V135H50ZM77 134H78V133H77ZM83 134H84V133H83ZM101 134H102V132H101ZM113 134H114V133H113ZM119 134H120V133H119ZM132 134H135V133H132ZM167 134H168V135H167ZM27 135H28V134H27ZM36 135L38 136V134H36ZM47 135H48V134H47ZM59 135H60V133H59ZM59 135H56V137H59ZM62 135L64 136V135H66V134H62ZM68 135H73V134L70 132ZM80 135H81V134H79V136H80ZM84 135H85V134H84ZM104 135L106 136V131H105ZM104 135H103V136H104ZM123 135H124V134H123ZM138 135H139V134H138ZM144 135H145V134H144ZM34 136H35V135H34ZM77 136H78V135H76V137H77ZM85 136H86V135H85ZM85 136H84V137H85ZM105 136H104V137H105ZM108 136H109V134H108ZM115 136H116V135H115ZM125 136H126V134H125ZM125 136H121L120 139H121V138H124ZM146 136H143L142 138H144V137H146ZM171 136H172V135H171ZM22 137H23V136H22ZM22 137H21V139H22ZM25 137H26V134H25ZM25 137H24V138H25ZM38 137H39V136H38ZM38 137H37V138H38ZM43 137H44V136H43ZM49 137H50V136H49ZM54 137H55V136H54ZM54 137H53V138H54ZM56 137H55V138H56ZM60 137H62V136H60ZM60 137H59V138H60ZM73 137H75V134H74ZM73 137H72V138H73ZM92 137H93V135L91 134V138H92ZM110 137H111V135H110ZM128 137H129V139H130L131 136L129 135ZM7 138H8V137H7ZM26 138H27V137H26ZM26 138H25V139H26ZM37 138H36V139H37ZM44 138H45V137H44ZM44 138H42V137H41V139L38 138L40 141H39V140H37V141H38V142H41V141L44 140V141H43L44 144H42V143H41L42 145H41V144H37V151H38V153H36L35 151H32V152H34V155H35V156L32 155L33 157L31 156L30 158H26V160H25V156H24V160H25L24 163H25V164L28 163V164L26 165V166H27L26 169L23 170V172H20V174H19V173H17V174L15 173L17 176H13V178H14V177H15V178L11 181L10 184H9L8 182H7L8 184L5 182V183H6L7 185H9V186H8L6 189L3 188L5 191L3 190V194H2V195L0 194V199H1V200H0V212H1V217H0V218H3L2 221H4V219H5V220H9V219H10V220H13V219H14V222H16L17 220H20V222H22L23 220L26 221V217H27V218H30L31 220H32V219H35L36 221H40V220H42V217H43L42 215H43V214L48 213V212H50V211H52V210H56V211H57V209H58L59 207H63V209L61 208L62 210H60V213L58 212L59 214H55V212H54V213H52V214H54V215L51 214V217H50V215H49V217L51 218V222L49 223V226H48V227L44 228V226H43V227H41V228H38V226H40V224L37 225V224H38V223H37V224L35 225L34 223H30V224H33V225H35V226H37V227H35V226H34V227H31V226H33V225H30L29 228H26V229L24 228V230L22 231V234H21L22 236H18V237H22L23 239L26 238V241H29V239H27V238H28V237L30 238L31 236H32V239H33V236H34V238L38 236V239H39V236H41L42 233L45 232V231H47V230H49L48 232L51 233L52 236L54 235V237H55V235H59L61 232L64 231L63 228L66 229V225H68V222H70L69 220L74 219L73 222H78V221H79V219H78V221H76V220H75V219H77L76 216L73 214V212L71 213V211L75 210V209H73V206H75V205H73V204H75L76 201L79 200L80 197H82V194L84 193V191H85L86 189H88L89 187H93L92 183H91V186H90V181H91V180L88 179L89 176H93V175L95 174V173L93 174V171L95 172V170H96V168H97V169L100 170V172H102V171L105 169V166H103V168H102L103 170L100 168V166L102 167V164H103V165H109V164L111 163V161H109V162H110L109 164H104V163L107 161V160L105 161V158H107V157H104V155L102 156V153H103V154H104V153H105V154L110 153V152H111V147L114 146V145L111 146V144H112V142H111V144H110L111 147H110V150H109V152H108V147H109V145H106V149H104V146H103V145H105V144L102 143V144H103V145H102L103 148L101 149L102 146L100 147V149H101L102 151H100V150L98 149V150L100 151V153H101V154H99L100 156H99V155H96V154L94 153V154L96 155L95 158L97 159V160L95 159L96 164H95V163H94V164L91 163V162H95V161H91V160L89 161V160H86L88 163L90 162L89 165H86L87 162H84V160L87 158V155L89 156V154H90L89 152H91V155H92V153H93L92 150H91V149L93 148L92 146L95 147V143H94V142H91V140H93V139H89V137H88V139L90 140V141H89V140H86V139H87V137H86V139L83 140V141H84L83 143H82V140H81V139H80L81 141H78V140H77L78 143H79V142L82 143V144H81V143L79 144V145H82V146L77 147L79 150H80L81 147H83V149L81 148V149H82L81 151L76 150V148H74V146H75L74 144H76V143H74V144H73V143H72V144L70 143L71 146H70V144L68 143L69 147H72V148H71V150H70V149L68 150L67 147H66V145H65V149H63V151H66V149H67L68 151H66L67 154H66V155L64 154V157H63L62 159H63V160H64V159H66V160H72V159H75V161H76V160L78 161V159H79L80 157L77 155L78 153L76 154V151H77V152H81V154L79 153V155H82L83 153L86 155V154L88 153V154L85 156L86 158L83 157L84 154H83V156H81V157L84 158V159L81 158L83 162L78 161L79 163L76 162V163H78V164H76V163L74 164V166H75V165L77 166V165H80L81 163H83V164L86 165V167H85V165H84V169H81V168L79 169L80 166H81V167L83 166L82 164H81L79 167H78V166H77V167H76V166L73 167L72 164L74 163V161H71V162H73L72 164H71V162L68 163V162H69V161H68V162H66V163H68V165L71 164L70 166L73 167V168H66V166H65L66 164H65L64 166H65L66 170H67V169H71V170L74 169V170H72V171L69 170V171H71V174L74 175L73 177H72V175L69 174V175H70L69 177H71V178L66 179V178L68 177V174H67V175H66L67 177H66L65 179H63V178L61 177V175H62L63 172L65 171V168H63L64 171L61 172L60 170H61V167H63V166H60V170H59V171H60L61 173L58 171V169H56V171H58V172H55V173H57V174L60 173L61 175H59V177H61L62 179H58V178H59V177L57 178L58 175H57L56 177H55V175H54V177L57 178V179H54V178L52 177V180H51L50 182L48 181V182H49L48 185L44 186L45 184H44V182H42L44 185H43V184H41V185H43L44 187H42V188H40V189H39V187H37V189H36V186L34 185V184H35L34 181H36L38 177H40V176L43 175V174L41 175V172H44L43 170H45V168H46V170H47V168H48L49 166H51V164L49 165V164L47 163L48 161H51V159L49 158L50 160L46 161L47 158L50 157V156H46V155H44V154H45L46 152H47V154H48V153L50 152V149L53 148V147H51V148L49 149V148H48V147H49V144H48V143H49V142H48L49 139L47 140L48 143L46 144V143H45V142H46V139H44ZM51 138H52V137H51ZM55 138H54V139H55ZM62 138H63V137H62ZM65 138H67V136H65ZM80 138H81V136H80ZM82 138H83V135H82ZM93 138H95V135H94ZM96 138H97V137H96ZM105 138H106V137H105ZM111 138H112V137H111ZM125 138H126V137H125ZM9 139H10V138H9ZM69 139H70V138H69ZM69 139H67V140H68V141H71V139H70V140H69ZM73 139H74V138H73ZM76 139H77V138H76ZM102 139H104V138L102 137ZM109 139H110V138H109ZM120 139L118 138V141H119ZM171 139H172V137L170 138V140H171ZM2 140H3V139H2ZM51 140H52V139H51ZM57 140H58V139H57ZM57 140H56V141H57ZM65 140H66V139H65ZM67 140L64 142L65 144H67V143H66ZM100 140H101V136H100ZM121 140H122V139H121ZM126 140H127V139H126ZM23 141H24V140H23ZM53 141H54V140H53ZM53 141H52V142H53ZM56 141H55V142H56ZM59 141H60V140H59ZM62 141H63V140H62ZM72 141H73V140H72ZM72 141H71V142H72ZM87 141H88V142H87ZM96 141H98V142H96ZM96 141H95V142L98 143V144H96V145L99 147V139L96 140ZM106 141H108V140H106ZM106 141H105V142H106ZM112 141H115V140H112ZM127 141H129V140H127ZM165 141H164V142H165ZM4 142H5V141H4ZM50 142H51V141H50ZM60 142H61V141H60ZM73 142H74V141H73ZM102 142H103V141H102ZM120 142H124V141L122 140V141H120ZM23 143H24V142H23ZM30 143H31V141H30ZM53 143H54V142H53ZM64 143H63V144H64ZM78 143H77L76 145H78ZM91 143L94 144V145H92ZM108 143H109V142H108ZM108 143H106V144H108ZM124 143H125V142H124ZM134 143H135V142H134ZM11 144H12V143H11ZM20 144H21V146H20ZM34 144L36 145V141H35V143H33V146H35ZM50 144H51V143H50ZM54 144H55V143H54ZM54 144H53V146H54V148H55L56 145H54ZM58 144H59V142H58ZM60 144H61V143H60ZM60 144H59V146H60ZM118 144H119V143H118ZM118 144H117V145H118ZM163 144H164V143H163ZM163 144H162V145H163ZM168 144H169V143H168ZM44 145H48V147H44ZM61 145H62V144H61ZM72 145H73V146H72ZM91 145H92V146H91ZM119 145H120V144H119ZM119 145H118V146H119ZM122 145L124 146V144H122ZM125 145H126V144H125ZM135 145H134V147H135L134 150H136V146H135ZM154 145H155V146H154ZM158 145H161V143L158 144ZM158 145H157V147H158ZM42 146H43V147H42ZM51 146H52V145H51ZM57 146H58V145H57ZM90 146H91V147H90ZM131 146H133V145H131ZM164 146H165V145H164ZM31 147H32V145H31ZM62 147H63V146H62ZM120 147H121V146H120ZM9 148H10L9 151H11V146H9ZM32 148H33V147H32ZM44 148H47L48 151H46V149H45L46 152H44ZM73 148H74V149H73ZM90 148H91V149H90ZM116 148H117V146L115 147V150L117 151L118 149H116ZM143 148H142V149H143ZM153 148H151V149H153ZM196 148H197L198 151H199V148H198V147H196ZM42 149H43V152H41ZM72 149L74 150V152H70V151H73ZM103 149L106 150V151L103 152V151H104ZM151 149H150V150H151ZM156 149H159V148H156ZM160 149H161V148H160ZM164 149H166V148H164ZM164 149H163V150H164ZM167 149H168V148H167ZM167 149H166V150H167ZM197 149H195L196 152H197ZM29 150H31V149H29ZM32 150H36V149H32ZM51 150H52V149H51ZM53 150H54V149H53ZM58 150H59V149H58ZM58 150H57V151H58ZM75 150H76V151H75ZM113 150H114V149H113ZM126 150H127V149H126ZM130 150H131V149H130ZM150 150H149V151H150ZM9 151H8V152H9ZM22 151H23V152H22ZM59 151H60V150H59ZM93 151H94V150H93ZM116 151H114V152H116ZM119 151H120V150H119ZM132 151H133V150H132ZM147 151H148V148H147ZM149 151H148V153H149ZM167 151H168V150H167ZM11 152H12V151H11ZM24 152H25V154H24ZM54 152H55V151H54ZM60 152H62V148H61V151H60ZM68 152H69V153H68ZM96 152H98V151H96ZM106 152H108V153H106ZM112 152H113V151H112ZM112 152H111V153H112ZM128 152H130V151H128ZM143 152H144V151H141L140 153H143ZM162 152H163V151H162ZM6 153H7V152H6ZM29 153H30V152H29ZM43 153H44V154H43ZM51 153H52V152H51ZM57 153H58V152H57ZM63 153H65V152H62V154H63ZM163 153H164V152H163ZM166 153H167V152H166ZM166 153H165V154H166ZM42 154L44 155V157H43ZM54 154H55V153H54ZM62 154H60V156H61ZM71 154H72V156H71ZM74 154H76V155L78 156V159H77L76 156H75L76 158H73V157H74V156H73ZM94 154H93V155H94ZM112 154H113V153H112ZM115 154H116V153H115ZM125 154H126V153H125ZM133 154H134V153H133ZM133 154L131 155L132 157H133ZM135 154H136V153H135ZM135 154H134V156H136ZM143 154H144V153H143ZM145 154H146V153H145ZM7 155H8V154H7ZM9 155H10V154H9ZM9 155H8V156H9ZM52 155H53V154H51V156H52ZM108 155H109V154H108ZM108 155H106V156H108ZM141 155H142V154H141ZM146 155H147V154H146ZM8 156H6V157H8ZM12 156H11V157H12ZM20 156H21V155H20ZM45 156H46L47 158H46ZM56 156H58V154L55 155V157H56ZM101 156H102V158H100ZM110 156H112V155H110ZM126 156L128 157V155H126ZM129 156H130V155H129ZM166 156H167V154H166ZM58 157H59V156H58ZM98 157H99V158H98ZM121 157H122V156H121ZM137 157H138V155H137ZM137 157H136V158H137ZM168 157H169V156H168ZM21 158H22V157H21ZM53 158H54V157H53ZM59 158H60V157H59ZM88 158H89V157H88ZM109 158H110V157H109ZM124 158H125V157H123V160H124ZM161 158L163 159L162 156H161ZM164 158H165V157H164ZM44 159H46V160H45V163H44L45 168H44V166H43V168H42V164H41V163H43L42 161H44ZM56 159H57V158H56ZM99 159H101V161H100V162H101V165H100V162L98 161ZM114 159H116V158H114ZM117 159H121V158H117ZM132 159H134V158H132ZM165 159H166V158H165ZM165 159H164V160H165ZM54 160H55V159H53V161H54ZM92 160H93V159H92ZM109 160H110V159H109ZM123 160H122V161H123ZM125 160H128V159L125 158ZM125 160H124V161H125ZM153 160H154V159H153ZM164 160H163V161H164ZM166 160L169 161V159H166ZM166 160H165V161H166ZM11 161H13V160H11ZM26 161H27V162H26ZM59 161H60V160H59ZM103 161H105V162L102 163ZM113 161H114V160H113ZM113 161H112V162H113ZM115 161H116V160H115ZM115 161H114V162H115ZM124 161H123V162H124ZM129 161H132V160L129 159ZM160 161H161V159H160ZM165 161H164V162H165ZM18 162H19V161H18ZM18 162H17V164H18ZM54 162H56V161H54ZM57 162H58V161H57ZM63 162H64V161H63ZM119 162H121V161H118V160H117L116 163L119 164ZM142 162H143V161H142ZM147 162H148V161H147ZM147 162H146V164H147ZM158 162H159V161H158ZM164 162H163V165L165 164ZM52 163H53V162H52ZM61 163H62V162H61ZM98 163H99V164H98ZM116 163H115V164H116ZM124 163H125V162H124ZM124 163H123V164H124ZM129 163H130V162H129ZM129 163H128V161H127V162L125 163V166H126V164H129ZM148 163H149V162H148ZM154 163H155V161H153V164H154ZM161 163H162V162H161ZM161 163H160V164H161ZM13 164H14V163H13ZM19 164H20V163H19ZM19 164H18V165H19ZM53 164H54V163H53ZM55 164H57V163H55ZM58 164H59V163H58ZM58 164H57V165H58ZM63 164H64V163H63ZM113 164H114V163H113ZM115 164H114V165H115ZM118 164H117V165H118ZM149 164H151V162H150ZM149 164H147V165L149 166ZM156 164H157V163H156ZM156 164H155V165H156ZM160 164H157V166L160 165ZM46 165H48V167H46ZM57 165H55V166H57ZM111 165H112V163H111ZM111 165H110V168H113L114 165H113V166H111ZM121 165H122V163H121ZM121 165H120V166H121ZM165 165H167V162H166ZM20 166H22V165H20ZM97 166H98L99 168H98ZM122 166H123V165H122ZM145 166H146V165H145ZM148 166H147V167H148ZM161 166H162V165H161ZM161 166H160V167H161ZM11 167H12V166H11ZM13 167H16V166L13 165ZM67 167H69V166H67ZM151 167H152V166H151ZM163 167H164V166H163ZM167 167H168V166H167ZM167 167H166V168H167ZM169 167H170V166H169ZM41 168H42V169H41ZM76 168H78V169H76ZM82 168H83V167H82ZM116 168H119V167L116 166ZM153 168H154V167H153ZM156 168H157V167H156ZM156 168H155V169H156ZM161 168H162V167H161ZM14 169H16V168H14ZM53 169H54V168H53ZM53 169L51 170V169L49 168L48 170H49V171L51 170L52 173H53ZM75 169H76V170H81V171H77V172H76ZM162 169H163V168H162ZM48 170H47V171H48ZM82 170H83V171H82ZM101 170H102V171H101ZM114 170H115V169H114ZM117 170H118V169H117ZM119 170H120V169H119ZM119 170H118V171H119ZM152 170L154 171V169H152ZM158 170H159V169H157V171H158ZM163 170H164V169H163ZM163 170H162V171H163ZM165 170H166V169H165ZM165 170H164V171H165ZM21 171H22V170H21ZM47 171H46V172H47ZM51 171H50V172H51ZM69 171H67V172L70 173ZM74 171H75V173H72V172H74ZM97 171H98V170H97ZM109 171H112V170L110 169ZM153 171H152V172H153ZM157 171L155 170V172H157ZM162 171H161V173H162ZM167 171H168V168H167V170H166L165 172H167ZM155 172H154V173H155ZM48 173H49V172H48ZM64 173L66 174V172H64ZM102 173L104 174L105 171H103ZM108 173H109V172H106V175H108ZM118 173H119V176H121V175H120V172H118ZM118 173H117V174H118ZM154 173H153V175H154ZM161 173H159V171H158V174H161ZM6 174H7V172H6ZM15 174H14V175H15ZM49 174H50V173H49ZM53 174H54V173H53ZM90 174H93V175H90ZM97 174H98V173H97ZM112 174H115V173L113 172ZM117 174H116V175H117ZM122 174H123V173H122ZM162 174H165V173L163 172ZM162 174H161V175H162ZM168 174H169V172H168ZM168 174H166V175H168ZM4 175H5V174H4ZM45 175H46V174H45ZM123 175H124V174H123ZM6 176H7V175H6ZM52 176H53V175H52ZM63 176H64V175H63ZM100 176H101V173H100L99 177H100ZM103 176H104V175H103ZM103 176H102V177H103ZM113 176H114V175H113ZM43 177H44V176H43ZM64 177H65V176H64ZM106 177H108V176H106ZM114 177H115V176H114ZM122 177H123V176H122ZM154 177H155V176H153V179L156 178V177H155V178H154ZM159 177H160V176H159ZM162 177H163V176H162ZM165 177H166V176H165ZM165 177H163V178L166 179ZM168 177H169V176H168ZM168 177H167V178H168ZM2 178H3V176H2ZM6 178H7V177H6ZM45 178H46V177H45ZM100 178H101V177H100ZM111 178H113V177H111ZM116 178H117V176H116ZM4 179H5V176H4ZM43 179H44V178H43ZM47 179L50 180L51 177L48 178V175H47ZM91 179H93V178H91ZM108 179H110V178H108ZM118 179H120V178H118ZM118 179H117V181H119ZM153 179H152V180H153ZM158 179H159V178H158ZM161 179H162V178H161ZM168 179H169V178H168ZM41 180H42V179H41ZM94 180H95V182H96V177H95ZM98 180H99V179H98ZM110 180H111V179H110ZM122 180H123V179H122ZM137 180H139V179H137ZM140 180H141V179H140ZM148 180H149V179H148ZM148 180H147V181H148ZM3 181H4V180H3ZM105 181H106V180H105ZM105 181H104V182H105ZM112 181H113V180H112ZM128 181H130V180H128ZM128 181H126V182H128ZM133 181H134V179H133ZM133 181H132V182L130 181V182L133 184ZM147 181H145V182H147ZM150 181H151V180H150ZM155 181H156V180H155ZM155 181H154V183H156ZM162 181L165 182L166 180H162ZM167 181H170V180H167ZM32 182H34V184H32V185L35 186V187L33 186V190H31V188H32L31 186H30V189H26L27 187H29V185H30ZM39 182L41 183V181H39ZM46 182H47V181H46ZM93 182H94V181H93ZM95 182H94V183H95ZM99 182H100V181H99ZM101 182H103V181H101ZM119 182H120V181H119ZM130 182H129V183H130ZM134 182H135V181H134ZM137 182H138V181H136L135 183H137ZM139 182H140V181H139ZM143 182H144V181H143ZM143 182H142V183H143ZM148 182H149V181H148ZM164 182H162V183H164ZM109 183H111V182L108 181V184H109ZM112 183H113V182H112ZM114 183H115V180H114ZM114 183H113V184H114ZM131 183H130V184H131ZM157 183H158V181H157ZM168 183H169V182H168ZM38 184H39V183H38ZM96 184H97V183H96ZM102 184H104V183H102ZM113 184H112V185H113ZM116 184H117V182H116ZM119 184L121 185V184H123V183H119ZM127 184H128V183H127ZM145 184H146V183H145ZM145 184H144V185H145ZM151 184H152V181H151ZM160 184H161V183H160ZM164 184L167 185V183H164ZM170 184L172 185V183H170ZM100 185H101V184H100ZM112 185H111V186H112ZM117 185H118V184H117ZM120 185H119V186H120ZM124 185H125V182H124ZM124 185H123V186H124ZM133 185H134V184H133ZM139 185H140V184H139ZM146 185H147V184H146ZM152 185H153V184H152ZM156 185H157V184H156ZM166 185H165V186H166ZM168 185H169V184H168ZM171 185H170V186H171ZM3 186H4V185H2V187H3ZM38 186H40V185H38ZM96 186H97V185H96ZM111 186H109L110 190H112V189H111L112 187H113V190H118V189H119V187H118V189L115 188L114 185H113L112 187H111ZM140 186H141V185H140ZM140 186H139V188H140ZM142 186H143V185H142ZM160 186H161V185H160ZM165 186H164V188H166ZM170 186H169V187L167 186V187L169 188V189L167 188V190H170ZM0 187H1V186H0ZM40 187H41V186H40ZM102 187H103V186H102ZM105 187H106V186H105ZM116 187H117V186H116ZM124 187H125V186H124ZM126 187H127V186H126ZM137 187H138V186H137ZM137 187H136V189H137ZM172 187H173V186H172ZM34 188H35V189H34ZM95 188H96V187H95ZM99 188H100V186H99ZM114 188H115V189H114ZM132 188H134V187H132ZM132 188H131V189H132ZM142 188H143V191H144V190H145V189H144L145 187L143 186ZM142 188H141V189H142ZM148 188H149V189L152 188L151 185H150V183H149ZM154 188H155V186H154ZM156 188H157V187H156ZM45 189H50V191H51V196H49V197H43V195H44V196H47V194H50V191H49V193H48V192L46 193ZM101 189H102V188H101ZM103 189H104V188H103ZM103 189H102V190H103ZM106 189H108V188H106ZM134 189H135V188H134ZM141 189L139 190L140 193H141ZM146 189H147V186H146ZM157 189H159V188H157ZM0 190H1V189H0ZM93 190L95 191V189H93ZM102 190H101V191H102ZM128 190L130 191V189H128ZM137 190H138V189H137ZM137 190H135V192H136ZM159 190H160V189H159ZM167 190H165V191L167 192ZM172 190H173V189H172ZM172 190H171V191H172ZM99 191H100V190L96 191V195H97V192H98V194H99ZM101 191H100V192H101ZM121 191H122V189L120 190V192H121ZM131 191H132V190H131ZM147 191H148V192H151V190L149 191L148 189H147ZM152 191H154V190H152ZM165 191H164V189H163V192H165ZM171 191H168L167 193L169 194V193H171ZM0 192H1V191H0ZM87 192H88V191H87ZM92 192H93V191H92ZM92 192L90 191V192H88V194H90V193H92ZM110 192H111V191H110ZM117 192H118V191H117ZM117 192H116V193H117ZM123 192H125V190H124ZM127 192H128V191H127ZM127 192H126L125 195H127V194L129 193V192H128V193H127ZM132 192H133V191H132ZM155 192H156V191H155ZM155 192H154V193H155ZM157 192H158V191H157ZM85 193H86V192H85ZM104 193H108V190H106V192H105V190H104ZM113 193H114V192H113ZM113 193H109V195H111V196L108 197V198H112V196L114 195ZM116 193H115V194H116ZM137 193H138V191H137ZM144 193H145V191H144ZM146 193H147V192H146ZM167 193H162V195H163V194L166 195ZM45 194H46V195H45ZM88 194H87V195H88ZM102 194H103V192H102ZM112 194H113V195H112ZM131 194H132V193H131ZM141 194H142V193H141ZM149 194L151 195V193H149ZM91 195H92V194H91ZM100 195H101V194H100ZM100 195H99V196H100ZM109 195H106V196H109ZM119 195H120V193H119ZM119 195H118V196H119ZM121 195H122V194H121ZM125 195H124V196H125ZM137 195H138V194H137ZM154 195H157V194H154ZM154 195L152 194V196H154ZM169 195H170V194H169ZM169 195H168V196H169ZM102 196L104 197V195H102ZM131 196H132V195H131ZM131 196H130V193H129V195L126 196V197H131ZM133 196H135V195H133ZM140 196H141V195H140ZM140 196H139V197H140ZM144 196H146V194H145ZM144 196H143V197H144ZM159 196H160V195H159ZM168 196H166V197H168ZM84 197L86 198V197H88V196H84ZM89 197H90V196H89ZM89 197H88V198H89ZM97 197H98V195H97ZM97 197H96V198H97ZM113 197L115 198L116 196H113ZM122 197H123V196H122ZM147 197H149V196H147ZM160 197H162V196H160ZM166 197H165V198H166ZM78 198H79V199H78ZM88 198H87V199H88ZM100 198H101V197H100ZM105 198H106V197H105ZM105 198H104V199H105ZM108 198H106V199H108ZM114 198H113V199H114ZM120 198H121V197H120ZM124 198H125V197H123V199H124ZM150 198H151V197H149V200H150ZM163 198H164V197H163ZM97 199H98V198H97ZM104 199H103V200H104ZM134 199H135V198H134ZM134 199H133V201H134ZM152 199H153V198H152ZM159 199H160V198H158V200H159ZM28 200H31V202H33V203H29L30 201H28ZM100 200H101V199H100ZM100 200H99V202H100ZM103 200H102V201H103ZM111 200H112V199H111ZM111 200L109 199L108 201L110 202ZM128 200H129V199H128ZM130 200H131V198H130ZM130 200H129V201H130ZM140 200H142V198H141ZM146 200H147V199H146ZM160 200H161L160 203H162V199H160ZM164 200H165V199H164ZM164 200H163V203H165ZM64 201H65L66 203L63 204L62 202H64ZM80 201H82V200H80ZM95 201H96V200H95ZM95 201H94L93 203H95ZM102 201H101V202H102ZM112 201H113V200H112ZM119 201H120V200H119ZM121 201H122V200H121ZM121 201H120V203L122 204ZM123 201H124V200H123ZM125 201H126V200H125ZM136 201H137V202H141V201H138V200L135 199L134 202H136ZM143 201H144V200H143ZM143 201H142V202H143ZM150 201H151L150 204H152L153 201H152V200H150ZM156 201H157V197H156V200L154 201L153 204H155V203L158 202V201H157V202H156ZM165 201H166V200H165ZM167 201H168V200H167ZM97 202H98V201H97ZM115 202H118V201L115 200ZM131 202H132V200H131ZM142 202H141V204H142ZM146 202H147V201H146ZM168 202H170V199H169ZM60 203H62L63 206H61ZM81 203H82V202H81ZM84 203H86V202H84ZM91 203H92V202H91ZM127 203L129 204L130 202H127ZM158 203H159V202H158ZM86 204H87V203H86ZM99 204H100V203H99ZM112 204H114V202H113ZM123 204H124V203H123ZM132 204H133V202L131 203V205H132ZM141 204H140V206H139V205H138V206L142 208V205H141ZM146 204H147V203H146ZM165 204H167V203H165ZM56 205H57L58 207H57ZM90 205H91V204H90ZM90 205H89V206H90ZM96 205H97V204H95L94 207H95ZM106 205H108V203H106ZM106 205H105V206H106ZM114 205H115V204H114ZM118 205H119V203H118ZM124 205H125V204H124ZM126 205H127V204H126ZM129 205H130V204H129ZM134 205H136V203H134ZM143 205H144V204H143ZM156 205H157V204H156ZM158 205H159V204H158ZM167 205H168V204H167ZM167 205H161V206L165 207V206H167ZM80 206H81V205H80ZM91 206H92V205H91ZM100 206H101V204H100ZM109 206H111L110 203H109ZM138 206H137V207H138ZM144 206H145V205H144ZM150 206H151V205H150ZM55 207H57V209H55ZM77 207H79V205H77ZM92 207H93V206H92ZM101 207H102V206H101ZM103 207H104V206H103ZM103 207H102V208H103ZM112 207H113V205H112ZM122 207H123V206H122ZM122 207H121V208H122ZM130 207H131V206H130ZM130 207H129V208H130ZM133 207H134V206H132L131 209H132ZM147 207H148V206H147ZM153 207L155 208V205H153ZM167 207H168V206H167ZM75 208H76V207H75ZM85 208H86V207H85ZM99 208H100V207H99ZM125 208H126V207H125ZM135 208H136V207H135ZM154 208H153V209H154ZM156 208H158V207H156ZM159 208H160V205H159ZM59 209H60V208H59ZM89 209H90V208H89ZM92 209H93V208H92ZM92 209H91V210H92ZM97 209H98V206H97ZM103 209H104V208H103ZM103 209H102V210H103ZM112 209H113V208H112ZM112 209H110V210L112 211ZM137 209H138V208H137ZM139 209H140V208H139ZM146 209H147V208H146ZM151 209H152V208H151ZM151 209H150V210H151ZM165 209H166V208H165ZM167 209H168V208H167ZM167 209H166V210H167ZM169 209H170V208H169ZM91 210H90L89 212H91ZM93 210H95V209H93ZM141 210H142V209H140V212H141ZM162 210H163V208H162V209L160 208V211H162ZM104 211H105V210H103V212H104ZM116 211H117V209H116ZM130 211H131V210H130ZM144 211H145V210H144ZM148 211H149V210H148ZM148 211H147V213H148ZM152 211H153V210H152ZM157 211H158V210H157ZM163 211H164V210H163ZM163 211H162V212H163ZM167 211H169V210H167ZM75 212H76V211H75ZM80 212H81V211H80ZM86 212H88V211H86ZM97 212H98V211H97ZM108 212H109V208H108ZM118 212H119V211H118ZM121 212H123V210H121ZM126 212H127V211L125 210V212H124L125 215H126ZM137 212H138V211H137ZM137 212H136V213H137ZM169 212H170V211H169ZM169 212H168V213H169ZM78 213H79V212H78ZM95 213H96V211H95ZM95 213H94V214L91 213V214L94 216V215H96ZM104 213H105V212H104ZM110 213H113V212H110ZM114 213H115V212H114ZM114 213H113V214H114ZM124 213H123V214H124ZM129 213H130V212H129ZM129 213H128V214H129ZM131 213H132V211H131ZM151 213H152V212H151ZM151 213L149 212L150 216H151ZM156 213H157V214H156ZM156 213H155V214L158 215V212H156ZM160 213H161V212H160ZM164 213H165V212H164ZM75 214L77 215V213H75ZM79 214H80V213H79ZM88 214H89V213H88ZM101 214H102V213H101ZM105 214H106V213H105ZM137 214H138V213H137ZM137 214H136V218L134 217L135 221H136L137 219H139L140 217L142 218L143 215H147V214H145V212H144V214L141 213L142 215H141L140 217L138 216V217H139V218H138V217H137ZM166 214H167V212H166ZM80 215H81V214H80ZM84 215H86V214H84ZM109 215H110V214H109ZM115 215H116V214H115ZM117 215H118V214H117ZM120 215H122V214H120ZM130 215H131V216H133V215L135 216V214H133V215L130 214ZM130 215H129V216H130ZM152 215H154V211H153ZM156 215H155V216H156ZM159 215H160V214H159ZM159 215H158V218H159ZM162 215H163V213H162ZM162 215H161L160 217H162ZM169 215H170V214H169ZM97 216H98V215H97ZM112 216H113V215H112ZM127 216H128V215H127ZM127 216H126V217H127ZM163 216H164V215H163ZM49 217H47V218H49ZM83 217H84V216H83ZM86 217H87V216H86ZM86 217H85V218H86ZM89 217H90V215H89ZM94 217L96 218V216H94ZM109 217H110V216H109ZM116 217H117V216H116ZM151 217L153 218V216H151ZM167 217H168V216H167ZM167 217H166V218H167ZM24 218H25V219H24ZM85 218H84V219H85ZM87 218H88V217H87ZM87 218H86V219H87ZM105 218H106V217H105ZM122 218H124L123 215H122ZM141 218H140V219H141ZM149 218H150V217H149ZM152 218H150V219H152ZM43 219H44V218H43ZM86 219L84 220L85 223H86ZM100 219H102V218L100 217ZM112 219H113V218H112ZM115 219H117V218H115ZM115 219H114V220H115ZM118 219H119V218H118ZM127 219H129V218H127ZM143 219H145V217H144ZM146 219H147V218H146ZM146 219H145L146 223L149 222V223H151V225H152V222H153L154 218H153L152 222H150V219H149V221L147 222ZM156 219H157V218H156ZM0 220H1V219H0ZM15 220H16V221H15ZM28 220H29V219H28ZM80 220H81V218H80ZM87 220H89V218H88ZM103 220H105V222H102V225H103V224H108V223H106V220H108V219H104V218H103L102 221H103ZM124 220H125V218H124ZM164 220H165V219H164ZM167 220H168V219H167ZM99 221H100V220H99ZM112 221H113V220H112ZM118 221H119V220H117V222H118ZM121 221H123V220H121ZM131 221H133V220L131 219ZM135 221H134V222H135ZM139 221H140V220H139ZM139 221L137 220L136 223L139 222ZM141 221H142V219H141ZM17 222H18V221H17ZM20 222H19V223H20ZM23 222H24V221H23ZM31 222H34V221H31ZM43 222H44V221H43ZM87 222H90V221H87ZM100 222H101V221H100ZM114 222H115L114 224L117 223L116 220H115ZM165 222H166V221H165ZM19 223H18V224H19ZM35 223H36V222H35ZM97 223H98V222H97ZM110 223H111V222H110ZM118 223H119V222H118ZM125 223L127 224L126 221H125V222L123 221L122 224H125ZM131 223H132V222H131ZM136 223H133V224L136 225ZM143 223H144V222H143ZM146 223H144V225H146ZM163 223H164V222H163ZM42 224H43V223H42ZM74 224H75V223H74ZM80 224L83 225L82 222H81ZM89 224H90V226H89ZM89 224H88L87 226H85V225H86V224H85V225H84L85 228H87L88 226H89L88 228H90L92 224H91V222H90ZM93 224H94V223H93ZM99 224H101V223H98V225H99ZM114 224L112 223V226H113ZM126 224H125V225H126ZM141 224H142V223H141ZM141 224L138 225V223H137V226H139V227L133 225V227H135V228L137 227V228H136L137 230H140V231H138L139 233H140V232H143V231H141V227H142L143 224H142V225H141ZM7 225H8V224H6V222H2V223H0V227H2V228H5V226H6V228H8L9 226H7ZM10 225H11V223H10ZM24 225L26 226V223H25ZM98 225H97V226H98ZM102 225H101V226H102ZM109 225L111 226V224H109ZM125 225H123V226H125ZM144 225H143V227H142L143 230H144V227H145ZM147 225H149V224H147ZM163 225H164V224H163ZM163 225H162V228H164V226H165V225H164V226H163ZM41 226H42V225H41ZM69 226H70V225H69ZM84 226H83V227H84ZM93 226H94V225H93ZM97 226H96V224H95V226H94V228H95L96 230L98 229V228H96ZM99 226H100V225H99ZM105 226H106V225H104V227H105ZM110 226H109L108 228H106V231H108V229L111 228ZM129 226H130V225H129ZM129 226H128V229H129ZM167 226H168V224H167ZM12 227H13V226H12ZM19 227H20V226H19ZM27 227H28V226H27ZM75 227H76V226H75ZM75 227H74V228H75ZM79 227H80V226H79ZM83 227H82V228H83ZM114 227L116 228L115 225H114ZM120 227H121V225H120ZM130 227H131V226H130ZM146 227H147V226H146ZM6 228H5L3 231H2L1 228H0V230L3 232L2 234H4V236H5L6 238L8 237V235H9V236H10V235H13V237H14V235H15V236L17 235L16 232H15V234H12V233H14V232H13L14 229H13L12 233H10V231L12 230L11 227H9V228H11L10 230H9V229H6ZM14 228H15V227H14ZM85 228L82 229V232H84ZM94 228H93V229H94ZM99 228H100V227H99ZM102 228H103V226H102ZM102 228H101V229H102ZM112 228H113V227H112ZM117 228H118V226H117ZM117 228H116V230H117ZM121 228H122V227H121ZM123 228H124V227H123ZM123 228H122V229H123ZM126 228H127V227H126ZM126 228H124V229L126 230ZM135 228H134V230L137 231ZM138 228H139V229H138ZM149 228H150V227H149ZM149 228H148V229H149ZM166 228H167V227H165L164 229H166ZM187 228H188V227H187ZM15 229H16V228H15ZM19 229H20V228H19ZM75 229H76V228H75ZM78 229H79V228H78ZM104 229H105V228H104ZM113 229H114V228H113ZM119 229H120V228H119ZM132 229H133V228H132ZM132 229H131V233L134 234L135 231L133 230L134 232H132ZM150 229H151V228H150ZM153 229H154V228H153ZM185 229H186V228H185ZM192 229H193V228H192ZM198 229H200V228H198ZM20 230H21V229H20ZM68 230H69V229H68ZM96 230H95V231H96ZM125 230H124V231H125ZM166 230H167V229H166ZM166 230H165V231H166ZM188 230L190 231V229H188ZM193 230H195V229H193ZM196 230H197V229H196ZM203 230H204V229H203ZM70 231H71V230H70ZM80 231H81V229H80ZM80 231H79V232H80ZM88 231H89V230H88ZM88 231H87V232H88ZM99 231L102 232V230H100V229H99ZM99 231H98V232H99ZM112 231H113V230H112ZM112 231H111V232H112ZM124 231H123V232H124ZM129 231H130V230H129ZM144 231H145V230H144ZM155 231H156V230H155ZM155 231H154V232H155ZM160 231H161V230H160ZM183 231H184V230H183ZM186 231H187V229H186ZM96 232H97V231H96ZM104 232H105V231H104ZM113 232H114V231H113ZM113 232H112V233H113ZM116 232H117V231H116ZM116 232H114V233L116 234ZM118 232H120V230H119ZM149 232H150V231H149ZM152 232H153V231H152ZM154 232H153V233H154ZM157 232H158V231H157ZM163 232H164V230H163ZM190 232H191V231H190ZM193 232H194V231H193ZM193 232H191V233H193ZM66 233H67V232H66ZM71 233H72V231H71ZM90 233H91V231H90ZM93 233H94V230H93ZM105 233H106V232H105ZM109 233H110V232H109ZM136 233H137V232H136ZM145 233H146V231H145ZM150 233H151V232H150ZM158 233H159V232H158ZM164 233H165V232H164ZM185 233H186V232H185ZM188 233H189V232H188ZM191 233H190V235H191ZM194 233H196V232H194ZM2 234H1V236H2ZM19 234H20V233H19ZM19 234H18V235H19ZM45 234H46V232H45ZM63 234H64V233H63ZM63 234H62V235H63ZM94 234H95V233H94ZM97 234H98V233H97ZM102 234H103V232H102ZM127 234H128V231H127ZM155 234H156V233H155ZM167 234H168V233H167ZM169 234H170V232H169ZM62 235H61V236H62ZM67 235H68V234H67ZM73 235H75V234L73 233ZM85 235H89V232H88V234L84 233L83 236H85ZM91 235H93V234H91ZM98 235H99V234H98ZM106 235H108V234H106ZM118 235L122 237V235H120V233H119ZM153 235H154V234H153ZM153 235H152V237H153ZM158 235H159V234H158ZM170 235L172 236V234H170ZM170 235H169V236H170ZM176 235L178 236V234H176ZM176 235H175V236H176ZM179 235L181 236L180 233H179ZM192 235H193V234H192ZM196 235H197V234H196ZM196 235H194V236H196ZM42 236H43V235H42ZM47 236H48V233H47ZM52 236H51V237H52ZM94 236H95V235H94ZM94 236H93V240L95 239ZM99 236H102L101 233H100ZM104 236H105V235H104ZM123 236H124V235H123ZM139 236H140V235H139ZM156 236H157V235H156ZM159 236H160V235H159ZM159 236H158V237H159ZM161 236H163V235L161 234ZM182 236H183V234H182ZM184 236H185V234H184ZM18 237L16 236V238H18ZM66 237H68V236H66ZM95 237H96V236H95ZM105 237H106V236H105ZM105 237H104V238H105ZM109 237H111V234H110ZM113 237H114V236H113ZM115 237H116V236H115ZM128 237H129V235H128ZM144 237H145V236H144ZM173 237H174V236H173ZM187 237H188V235H187ZM187 237L185 238V240L189 238V237H188V238H187ZM198 237H199V236H198ZM11 238H12V237H11ZM16 238H15V241L17 240ZM40 238H41V237H40ZM42 238H43V237H42ZM52 238H53V237H52ZM56 238H57V240H58L59 237L56 236ZM62 238H63V237H61V239H62ZM69 238H71V237H69ZM72 238H73V237H72ZM79 238H80V236H79ZM100 238H101V237H100ZM102 238H103V236H102ZM104 238H103V239H104ZM106 238H108V237H106ZM118 238H119V237H118ZM118 238H117V239H118ZM132 238H133V236H132ZM135 238H136V237H135ZM138 238H139V237H138ZM141 238H143V237H141ZM141 238H140V239H141ZM154 238H155V237H154ZM156 238H157V237H156ZM159 238H161V237H159ZM159 238H158V239H159ZM171 238H172V237H171ZM175 238H176V237H175ZM190 238H191V237H190ZM190 238H189V239H190ZM3 239H4V238H3ZM7 239H9V238H7ZM45 239H46V238H45ZM47 239H48V237H47ZM49 239H50V238H49ZM65 239H66V238H65ZM89 239H90V238H89ZM112 239H113V238H112ZM119 239H120V238H119ZM119 239H118V240H119ZM122 239H123V238H122ZM129 239H131V238H129ZM143 239H144V238H143ZM146 239H147V238H146ZM146 239L143 241L144 243H145ZM149 239H151V237H149ZM165 239H166V238H164V240H165ZM169 239H170V237H169ZM179 239H180V238H179V236H178V240H179ZM182 239H183V241H184V244H186V243H185V240H184V237H183ZM20 240H21V239H20ZM30 240H31V239H30ZM36 240H37V238H36ZM39 240H40V239H39ZM50 240H51V239H50ZM80 240H82V239L80 238ZM83 240H84V239H83ZM83 240H82V241H83ZM85 240H86V239H85ZM85 240H84V241H85ZM98 240H99V239H98ZM114 240H115V239H114ZM131 240H132V239H131ZM147 240H148V239H147ZM164 240H163V241H164ZM175 240H176V239H175ZM178 240H177V241H178ZM2 241H4V240H2ZM5 241H6V240H5ZM21 241H22V240H21ZM32 241H34V240H32ZM40 241H41V240H40ZM45 241L47 242V240H45ZM53 241H55L54 238H53ZM62 241H63V240H62ZM65 241H66V240L63 241V244H64ZM68 241H69V240H68ZM91 241H92V240H91ZM95 241H97V239H95ZM101 241H102V240H101ZM104 241H105V239H104ZM104 241H102V242H104ZM137 241H138V240H137ZM137 241H136V242H137ZM161 241H162V240H161ZM165 241H166V240H165ZM165 241H164V242H165ZM168 241H169V240L167 239L166 242H168ZM180 241H181V240H180ZM180 241H178L177 244H176V243H172V242H174V241L171 240V243H169V242H170V241H169V242L166 243V244L164 243L165 245H163V246H162V243H160V244L157 243V244H156V242H155V245H154V244H152V245H154L155 247H156V245H157V247H158V245H159V246H161V247H159V248H154V246L151 245L152 248H150V249H148L150 246H149L148 248H147V246L143 247V246L145 245V244H143V246H141L142 249H145V248H147V249H145V251H143V250H140L141 247H138L140 251L144 252V253L142 254V256H141V255H139V256H141V257L144 259V261H145L144 264H146V261H152V259H154V258L156 259V257H159V256L162 257L161 254L164 253V252H165V253H168V254H169V252H170V253L172 254V252L175 251V250H174L175 248H176V250H177V247H179V248L182 247V246H179V245H182V244H183V241L181 242V244H180ZM188 241H190V242L192 241V243H193L194 240H193V239H190V240H188ZM16 242H18V241H16ZM22 242H23V241H22ZM37 242L39 243V241H37ZM43 242H44V241L42 240L40 243L43 244ZM57 242H59V241H57ZM66 242H67V241H66ZM78 242H80V241L78 240ZM85 242H86V241H85ZM89 242H90V241H89ZM92 242H93V241H92ZM99 242H100V240H99ZM106 242L109 243V241H106ZM106 242H104V243L106 244ZM114 242H115V241H114ZM119 242H120V240H119ZM126 242H128V241H127V238H126ZM141 242H142V241H141ZM143 242H142V243H143ZM146 242H147L146 245H148V243H151V241H150V242L146 241ZM157 242H159V241H157ZM0 243H1V242H0ZM8 243H9V242H8ZM13 243H14V242H13ZM33 243L35 244L36 241H34ZM33 243H32V244H33ZM50 243H51V242H50ZM50 243H48V244L46 243V244H45V242H44L45 245H42V246H39V247L37 246L36 248L33 246L34 249H35V252H34V253H35V257L33 256L32 253H29V254H31V255L34 257V258L32 257V259L34 260V262H36V264H46V262L44 263V261H46L45 259H46V257L48 256V252H49V250H50V248H51V247L49 246ZM54 243H55V242H54ZM68 243H69V242H68ZM80 243L83 244V245L85 246V243H82V242H80ZM96 243H98V241H97ZM110 243H111V241H110ZM110 243H109V244H110ZM112 243H113V242H112ZM131 243H132V241H131ZM188 243H189V242H188ZM188 243H187L186 245H189ZM3 244H4V243H3ZM17 244H18V243H17ZM21 244H22V243H21ZM36 244H37V243H36ZM36 244H35V246H36ZM41 244H40V245H41ZM58 244H60V243H57V245H58ZM61 244H62V243H61ZM61 244H60V246H61ZM63 244H62V245H63ZM65 244H66V243H65ZM65 244H64V245H65ZM77 244H78V243H77ZM90 244H91V243H90ZM90 244H88L89 248H90ZM98 244H99V243H98ZM98 244H96L95 246L97 247ZM101 244H102V243H101ZM114 244H115V243H114ZM117 244H118V243H117ZM117 244H116V245H117ZM124 244H125V243H124ZM138 244H139V242H138ZM138 244H137V246H138ZM178 244H179V245H178ZM184 244H183V245H184ZM193 244H194V243H193ZM11 245H12V243H11ZM13 245H14V247H16V249H17V250H16V254H18V253H19V254H22L21 259L23 258L24 261H25V259H27L26 262H29V261H30V263H32L31 260L29 259V258H31V255H28V253L26 252L27 250H26V251L23 250V252H22V250H21V249H22L21 246H23V245H25V244L20 245V246H15V244H13ZM37 245H39V244H37ZM52 245H54V244H52ZM64 245H63V246H64ZM79 245H80V244H79ZM83 245H82V246H83ZM93 245H94V243H93ZM99 245H100V244H99ZM99 245H98V248H97V249H99V247H100ZM103 245H104V244H103ZM110 245H111V244H110ZM132 245H133V244H132ZM140 245H141V244H140ZM177 245H178V246H177ZM186 245H184V247H185ZM7 246H8V245H7ZM7 246H5V247H7ZM25 246H26V245H25ZM67 246H69V245H67ZM67 246H65L66 249L68 248ZM95 246H93L92 250L95 248ZM106 246H108V244H106ZM106 246H105V247H106ZM112 246H113V245H112ZM192 246H193V245H192ZM192 246H191V247H192ZM203 246H204V245H203ZM205 246L208 247L207 245H205ZM9 247H10V245H9ZM12 247H13V246H12ZM12 247H10V248H12ZM14 247H13V248H14ZM18 247H20V250H19ZM29 247H30V246H29ZM31 247H32V246H31ZM86 247H87V246H86ZM102 247H103V246H102ZM110 247H111V246H109V248H110ZM114 247H115V246H114ZM126 247H127V246H126ZM130 247H131V245H130ZM130 247H128V248H130ZM184 247H183V248H184ZM187 247H188V249H189L190 245L187 246ZM187 247H186V249H187ZM199 247H200V246H199ZM199 247H197L196 250H198ZM63 248H64V247H63ZM63 248H62V249H63ZM70 248H72L71 245H70ZM75 248H79V247H76V245H75ZM81 248H83V247H81ZM89 248H88V249H89ZM100 248H101V247H100ZM138 248H137V249H138ZM183 248H181V249H183ZM193 248H194V247H193ZM193 248L191 249V252H189V254H192L191 256H189V258H193L194 256H197V254H202V252L205 250V249L202 250L201 248H203V247H200V249L198 250V252H199V253H198L197 251L194 252V249H195V248H194V249H193ZM1 249H4V245H3V247H1ZM1 249H0V250H1ZM14 249H15V248H14ZM23 249H24V248H23ZM29 249H30V248H29ZM32 249H33V248H32ZM62 249H61V251H60V249H59V252H58V253L62 252ZM66 249H65V250H66ZM73 249H74V248H73ZM97 249H96V251H97ZM125 249H126V248H125ZM181 249H180V250H181ZM4 250H5V249H4ZM4 250H2V251H4ZM6 250H8V248H7ZM52 250H53V249H52ZM63 250H64V249H63ZM70 250H71V249H70ZM74 250H75V249H74ZM74 250H73V252H74ZM78 250H79V249H78ZM85 250H86V249H85ZM85 250H84V248H83V251H85ZM89 250H91V248H90ZM111 250H112V249H111ZM126 250H127V249H126ZM132 250H133V249H132ZM178 250H179V249H178ZM178 250H177V251H178ZM184 250H185V249H184ZM192 250H193V251H192ZM200 250H202V251H200ZM206 250H207V248H206ZM19 251H20V252H19ZM24 251H25V252H24ZM57 251H58V248H57ZM57 251H55V252H57ZM67 251H68V250H67ZM87 251H88V250H87ZM87 251H86V253H87ZM118 251H119V250H118ZM118 251H117V252H118ZM177 251H175V252H177ZM187 251H188V250H187ZM207 251H208V250H207ZM207 251H205V253L203 252L204 255L206 254ZM11 252L14 253L15 251H13V250L11 249ZM50 252H51V251H50ZM53 252H54V251H53ZM63 252H64V251H63ZM93 252H95V251H93ZM93 252H90V253H93ZM97 252H98V251H97ZM108 252H111V251H108ZM117 252H116V253H117ZM126 252H127V251H126ZM126 252H125V253H126ZM138 252H139V251H137V253H138ZM142 252H141V253H142ZM192 252L195 253L196 255L193 256V253H192ZM196 252H197V253H196ZM3 253H4V252H3ZM6 253L10 254V253L7 252V251H6ZM6 253H5L4 256H6ZM66 253H67V252H66ZM66 253H65V255H66ZM68 253H69V252H68ZM68 253H67V254H68ZM75 253H77V252L75 251ZM79 253H80V252H79ZM82 253H84V252H82ZM116 253H115V254H116ZM187 253H188V252H187ZM8 254H7V258L10 259V258H9L10 256H9ZM16 254H14V256L12 255L13 258L16 256ZM51 254H52V252H51ZM51 254L49 255V258H50V256H51ZM88 254H89V253H88ZM94 254H95V253H94ZM105 254H106V253H105ZM112 254H113V253H112ZM127 254H128V253H127ZM168 254H167V255H168ZM174 254H176V253H174ZM60 255H61V258H59L60 260H58V263H57V261H56V262H52L53 264H55V263H56V264H99V261H100V259H101V256H99L98 254H96V255H90V254L87 255V254H86V256H85V254H83V256H82L81 254H79V255L76 254L77 257L81 255V256H80L81 258L79 259V262H77L78 260H77V257H76V256H75V257H76L75 260L73 261V260H71V257L69 258V256L66 257V256L62 255V253H60ZM116 255H117V254H116ZM125 255H126V254H124V257H125ZM135 255H136V254H135ZM167 255H165V256H167ZM8 256H9V257H8ZM28 256H30V257H28ZM84 256H85V257H84ZM126 256H127V255H126ZM139 256L136 257V256H134V254H133V257H136L137 259L140 258ZM163 256H164V255H163ZM187 256H188V255H187ZM54 257H55V256H54ZM82 257H83V258H82ZM114 257H115V256H114ZM114 257H113V258H114ZM121 257H123V256H121ZM124 257H123V258H124ZM127 257H128V256H127ZM160 257H159V258H160ZM168 257L170 258V254H169ZM197 257H198V256H197ZM197 257H196V258H197ZM15 258H17V256H16ZM47 258H48V257H47ZM57 258H58V257H57ZM103 258H104V257H103ZM111 258H112V257H111ZM131 258H132V257H131ZM187 258H188V257H187ZM28 259H29V261H28ZM50 259H51V258H50ZM50 259H47V264L51 263V262L48 261V260H50ZM53 259H54V258H53ZM73 259H74V258H73ZM126 259H127V258H126ZM129 259H130V258H129ZM140 259H141V258H140ZM150 259H151V260H150ZM165 259H167V258L164 257L163 261H164ZM171 259H172V258H171ZM14 260H15V259H14ZM18 260H19V259L17 258V261H18ZM76 260H77V261H76ZM108 260H109V259H108ZM110 260H111V259H110ZM134 260H135V259H134ZM158 260H159V259H158ZM9 261H10V260H9ZM20 261H21V260H20ZM114 261H115V260H114ZM118 261L120 262L121 260H118ZM130 261H131V260H130ZM136 261H137V260H136ZM136 261H134V263H135ZM153 261H154V263L156 262V260H153ZM3 262H4V260H3ZM7 262H8V261H7ZM10 262H11V261H10ZM13 262H14V261H13ZM26 262H24V263L26 264ZM100 262H101V261H100ZM112 262H113V261H112ZM116 262H117V261H116ZM122 262H123V261H122ZM122 262H121V263H122ZM127 262H128L129 264H131V262H129L128 260L125 261L124 264L127 263ZM137 262H138V261H137ZM160 262H161V261H160ZM169 262H170V261H169ZM176 262H177V261H176ZM0 263H1V262H0ZM8 263H9V262H8ZM21 263H22V261H21ZM24 263H23V264H24ZM30 263H29V264H30ZM101 263H103V261H102ZM101 263H100V264H101ZM105 263H106V262H105ZM108 263H109V262H108ZM113 263H114V262H113ZM121 263H118V264H121ZM128 263H127V264H128ZM138 263L140 264V261H139ZM138 263H137V264H138ZM147 263L149 264L150 262H147ZM151 263H153V262H151ZM154 263H153V264H154ZM156 263H157V262H156ZM162 263L165 264V262H162ZM1 264H2V263H1ZM4 264H5V263H4ZM6 264H7V263H6ZM17 264H18V263H17ZM19 264H20V263H19ZM132 264H133V263H132ZM141 264H142V260H141ZM179 264H180V263H179Z\"/></svg>",
    "mask_w": 264,
    "mask_h": 264
}]
</instances>
